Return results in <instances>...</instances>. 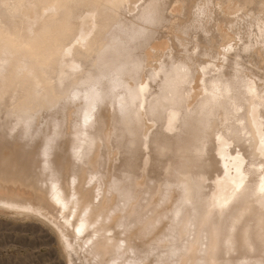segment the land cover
Here are the masks:
<instances>
[{
	"label": "bare ground",
	"instance_id": "obj_1",
	"mask_svg": "<svg viewBox=\"0 0 264 264\" xmlns=\"http://www.w3.org/2000/svg\"><path fill=\"white\" fill-rule=\"evenodd\" d=\"M22 0H0V22H2V23H4V25H5V27L8 29V31H10V38L12 39V41H11V39L9 38V41L10 42H12V44L14 43L15 45H14V47L12 46V44L10 45V44H5V43H3V40H1V44H3V46L2 45H0V47L2 46V48H4L3 49V53H4V51L5 50H7V52L9 51V50H11V49H16V47L18 46L19 48L18 49H21V50H24V51H27L28 53H29V55L34 59V57H35V59H36V61L38 60V62L37 63H35V64H31L30 66H31V68H29L30 70H32V73H31V71H30V75H29V77L30 78H35V76L37 77V78H39V80L40 81H43V77H47V76H49L50 77V83H49V85H48V88L47 89H55L56 90V92H53V90L51 91V94L52 93H55V95L56 94H60L61 95V93H62V91H61V93L58 91V90H64V89H67L68 87H73V86H79L80 84L82 85L83 83L85 84V82L87 81L86 79H87V77H89V76H86V73H85V71H84V69L81 67V63H80V61H79V59L78 58H76L75 57V54L76 53H78V52H84V53H86L87 55H88V57H93V56H97V55H99L100 57H102V58H104V59H106L108 62H110V61H114V60H116V58L118 57V56H113L114 55V53L116 52V50H117V48L118 47H120V45L121 44H123L124 43V45H126V47L128 48V53H126V55L124 56V59L123 60H125L126 61V64H128V63H134L135 61H138L139 63H142V65H143V72H145V73H150V74H153V75H161V76H163L164 75V72L165 71H167L168 70V67L170 66V65H172V63L175 61L174 60V58H176V57H178V53H177V51L175 52V51H173L172 50V48H171V43H170V45H169V43H168V41L166 40V39H164L163 37H166V36H163L162 37V35H164L163 33H162V35H161V29L162 28H167V30H168V32H169V34L171 35V37L172 38H174L175 39V41L177 42V43H179L180 45H182L183 46V49H186L185 47H186V45H185V38L183 37V36H185L186 34H188L190 31H191V27L193 26V25H198V27L199 28H201V30H202V32H204V31H209L212 35H214L218 40H219V42H220V44H219V48L213 53V54H215L216 55V59L215 60H212V61H209V62H203L202 60H200V59H198L197 58V54L199 53V52H205V50L206 49H204L202 46H200V42H199V39H200V37L198 36V34H197V36H194V41L192 42V48L190 49H186V50H188V51H190V59H191V69L189 70V71H187L185 74H182V75H180V76H178V78H182V77H186V76H188L189 74H192L193 76H192V78L194 77V79H193V82L191 83V84H189V87H188V90H187V93L186 94H179L178 93V102H179V104L181 105V107H183V108H181L182 109V111H180V113L178 112V110H168L167 112H163L164 110H162L161 108L158 110H156L155 111V114H156V116L159 118L160 117V119H161V116H162V123H163V125L160 127V128H156V125L154 126L155 127V130L153 131V127H151V125L153 126L154 124H149L148 122V124H143V121H142V112H141V110L143 111V109H141L140 110V108H141V106L139 105L138 107H137V109H136V106H134V107H132V109H131V107L129 106V112L127 111V114H128V116H130L131 117V119L135 122V123H132L131 125L135 128H132V129H130L131 127V125L129 126L128 124H126L125 122L128 120L130 123H131V121L129 120V119H126L125 121H124V119H121L120 120V118L119 117H117L119 120H120V123H121V121H123V123H122V127H121V129L120 130H118V127L117 126H114V125H116V124H114L113 125V121L111 122L112 123V125H111V127L113 126V128L115 127L117 130L116 131H114L113 133L112 132H110V133H112V134H110L109 132H108V130H109V128L110 127H106V128H108V130H107V134H109V141L111 142V141H114V142H118L119 144V146H117V145H115V146H117V147H120V148H118L119 150H120V160H122V161H120V165L122 166V164H123V166H125V165H127V167H128V165H129V163H131L130 164V166L131 165H133L134 164V162H135V160H133V159H135V158H137V161L136 162H139L140 161V163H139V165L141 166V164L143 163V165H145V164H147V165H149V166H151L152 168L153 167H155L156 165H158V166H164V165H167L166 163H168L167 161H166V163L164 164V160H166L167 158L170 160V157H168L167 155V158H166V156L165 157H163V161L164 162H162L161 160H162V158H160V157H162V156H158L159 157V159H160V161H158L157 160V162H156V160H155V162H154V160L153 159H151L152 160V162L154 163V164H156V163H163V165H159V164H156L155 166H153V165H150L151 163L149 162V160H150V155L149 154H146L147 156H145L144 155V152H145V150L147 151V148H146V146H145V149H142L141 148V146H142V144H143V142H144V140H145V142H146V140L148 141L149 139H151L152 137H154V139H157V138H159V137H165L166 139L168 138V139H171L170 140V142L171 141H173L174 139H176L177 141H179L180 139H183L185 142H184V144H188L189 146H188V149H189V147L190 146H192L193 147V150H192V154H193V157H192V159H190L189 158V156H191V155H189V153L187 154L188 155V157L186 156H184V155H186V152H185V154H184V151H182L181 152V150H183L184 149V146H182V148L183 149H178L179 151H180V153H179V151L175 148V145H176V141H173V143L171 142H169L171 145L173 144L174 146L171 148V149H173V148H175V150H173V152H177L178 151V153H177V155H179V154H183V157H181L180 155H179V157L177 156L176 158H175V160H177V161H179V160H181V158L182 159H184V160H182V161H184V162H182V161H180V162H182V164L180 165V162H179V165L181 166L180 168V170L179 169H177L178 167H176V169L174 168V171L175 170H179L180 172H181V170H183L182 171V176H184L183 175V173H187L186 171H185V169L186 170H188L189 168V170H190V172H192L191 170H193L192 169V166H193V164L195 163V164H197V163H208L210 166H212V167H215V169L217 170V175H214V178L211 180V182H210V184H211V187H212V189H211V194H210V196H209V198H208V200H207V209L209 210V212L211 211V210H216V212H218L219 214H221L222 212H224L226 209V213H225V215H224V217L227 215V213L228 212H231L230 214L231 215H233V213H235L236 215H237V217L236 216H234L235 218H236V220H237V218H238V216H240L241 217V215H245V214H248V216L250 217L251 215L253 216L252 218H254V229H252L253 227H252V225L250 226L251 227V229H252V232L251 233H253V231H254V233H255V235L257 236V238L256 239H259V246H264V204H262L261 203V201L260 200H258V198L259 197H261V195H264V134L262 133V131H261V129H262V127H260V124H259V120H258V116H257V111H256V109H253V110H249L248 108L247 109H245V108H240V107H234L233 106V104H235L236 102H234L233 100V98L234 97H243V98H247V97H250V98H259V97H261L263 94H264V81H262V80H258V79H255V75H253L250 71H249V67L246 65V63H245V61H242V60H239L237 57H235V58H233V56H232V53L235 55L236 53H239V54H242V55H244V56H249L250 58L252 57V59H254V60H257V64H258V62L260 61H262V60H264V58H263V53H264V20L262 19V21H260V19L258 20L259 21V24H258V27L256 26V30H257V32H255V41H260V42H262V44H263V47H262V49H255V48H253V46H252V44L255 42V41H253V40H250V39H247V40H243V41H241L240 43H238L237 41L238 40H236L235 38H231V37H227V36H225L223 33H222V31L221 30H225L223 27H224V25H223V27H222V25H221V22L222 21H225L226 22V24L227 23H230V22H232V19H230V18H232V17H229V15H230V13H233V12H236L238 9H242L243 7H246V5L248 4V3H254L255 4V7H257L259 10H264V0H202V1H195V0H50V2L46 5V6H44V7H37L38 5L36 4V3H38L37 1H41V0H25V1H23V2H21ZM43 3V2H42ZM216 3H218V5H216ZM40 4H41V2H40ZM215 4V5H214ZM216 6H218V8L216 9ZM248 8V7H247ZM251 8V7H250ZM254 9V8H253ZM255 10V9H254ZM216 11H218V14H222L223 16L222 17H216L215 18V16H214V13L216 12ZM248 11V10H247ZM253 11V10H252ZM261 17V16H260ZM253 18V17H252ZM254 18L255 19H257L258 17H256V16H254ZM253 18V19H254ZM234 19V18H233ZM211 20H213V25H212V27H210V25H209V23H210V21ZM254 22V21H253ZM260 23H262L263 25H261ZM1 24V23H0ZM252 25H254V24H252ZM255 25H257V20L255 21ZM154 26V27H153ZM2 27V26H1ZM151 27H153V28H151ZM254 27V26H253ZM249 31V30H248ZM165 33V32H164ZM1 34H3V33H1ZM200 35V34H199ZM2 36V35H1ZM210 37H211V35H210ZM249 38V37H248ZM0 39H2V37L0 38ZM4 39V38H3ZM240 39H241V37H240ZM239 39V40H240ZM252 39V38H251ZM7 41V40H6ZM173 41V40H172ZM5 42V41H4ZM9 42V43H10ZM139 42H143L144 44H143V46H142V49L140 50V51H138L137 49H136V47H138L139 46ZM173 44H174V42H173ZM211 48V47H210ZM1 49V48H0ZM120 49V48H119ZM182 49V48H181ZM74 51H77L76 53L74 52ZM2 53V52H1ZM2 53V54H3ZM6 53V52H5ZM18 53V52H17ZM22 53V52H21ZM24 53V52H23ZM185 53V52H184ZM9 54V53H8ZM14 53H12V55H13ZM122 54V53H121ZM7 55V54H6ZM5 55V56H6ZM25 55V54H24ZM23 55V57H25L26 58V55L24 56ZM186 55V54H185ZM188 55V54H187ZM206 55V54H205ZM0 56H2V55H0ZM4 56V55H3ZM8 56V55H7ZM112 56V57H111ZM9 57H11L12 58V56H9ZM110 57V58H109ZM203 57V56H202ZM11 58H10V60H11ZM13 58H14V56H13ZM16 59L18 58V57H15ZM22 58V57H21ZM25 58H23L24 60H25ZM249 58V59H250ZM4 59V58H3ZM7 59V58H6ZM4 60L3 62H2V64H3V66H2V70L3 71H6V74H5V78L8 80H10L11 79V82L9 83V84H7L6 86H5V88L3 89V91H0V99H2V100H4V97H5V94H6V91H8L7 89H8V85H10L11 83V86H13V83L14 82H16L17 80L19 81V77H21V76H19L20 74H13V73H16V72H14V70H16L15 68H17V64H16V61H14V60H9V62L7 61V60ZM45 59H54V61H55V66L53 67V68H51V69H44L45 67H41V66H39V65H36V64H40L41 63V61L42 60H44L45 61ZM22 60V59H21ZM87 60V59H86ZM26 61V60H25ZM31 61V60H30ZM7 62V63H6ZM33 62V61H32ZM31 62V63H32ZM115 62V61H114ZM249 62V61H248ZM251 62V61H250ZM28 63V62H27ZM121 63H123V61L121 62ZM251 63H253V62H251ZM256 63V62H255ZM262 63L263 62H261V64H259L260 66H262ZM110 64V63H109ZM125 64V63H124ZM111 65V64H110ZM88 66H90V65H88ZM112 66V65H111ZM118 66H119V64H118ZM121 66V65H120ZM254 66H255V64H254ZM260 66H258L257 67V65L255 66V67H257V68H260ZM26 69V68H25ZM121 69V68H120ZM262 69H264V65H263V67H262ZM251 70V69H250ZM120 71V70H119ZM124 71H127V72H132L133 71V73H134V69H132L131 67H129L128 65H126V67L124 68ZM190 71H192V72H190ZM262 71H264V70H262ZM190 72V73H189ZM252 72H253V70H252ZM258 72V71H257ZM257 72H256V74H257ZM259 72H260V69H259ZM3 73V72H2ZM90 73V72H89ZM97 73V72H96ZM115 73V72H114ZM1 74V73H0ZM118 74L120 75L121 73H117L116 74V76H115V78L117 77V78H120V77H118ZM143 74V73H142ZM142 74H141V77H142ZM216 75L217 77H216V79H214L213 81H209V79L207 78V76L208 75ZM95 75V74H94ZM260 75V74H259ZM26 76V75H25ZM263 76V75H262ZM42 77V78H41ZM112 77V76H111ZM114 77V76H113ZM91 78V77H90ZM89 78V79H90ZM114 78V79H115ZM261 78V77H260ZM26 79H27V81H28V77L26 76ZM208 79V80H207ZM263 79V78H262ZM31 81H32V79H30ZM35 80V79H34ZM36 80H38V79H36ZM35 80V81H36ZM38 80V81H39ZM92 80V79H91ZM91 80H89V81H91ZM95 80V79H94ZM94 80H92L93 81V83L92 84H90V85H88L87 87H90V88H92V87H100L101 88V86L105 83V81H104V78H100L99 80H98V82L97 81H95L94 82ZM119 80V79H118ZM144 80V79H143ZM143 80H142V78H141V83H135V85L133 86V84H127V88H125V90L121 87V85H118L116 82H115V84L113 83V82H111L110 83V85H108L113 91H117L118 93H123L124 94V96L127 98V94H126V92H127V90H130L131 91V93H132V95L133 96H137L138 95V98H141V97H143L144 95H146L145 93V90H146V84H145V82H143ZM38 81H36V83L38 82ZM39 81V82H40ZM91 81V82H92ZM112 81V80H111ZM120 81H122V80H120ZM9 82V81H8ZM34 81H32L31 82V84L30 85H32V84H34L33 83ZM24 83H27L26 81L24 82ZM41 83V82H40ZM40 83H38V84H40ZM17 84V83H16ZM43 84H44V82H43ZM47 84V83H46ZM86 84H87V82H86ZM107 84V83H106ZM3 85V84H2ZM21 85V84H20ZM19 85V86H20ZM23 85V84H22ZM180 85V84H179ZM204 85V86H203ZM10 86V87H11ZM24 86V85H23ZM28 87H29V85H27ZM39 86V85H38ZM46 86V85H45ZM252 86H254V87H256L255 89H252L253 87ZM16 87H17V85H16ZM15 87V88H16ZM20 87H22V86H20ZM25 87H26V84H25ZM25 87H23V88H25ZM32 87H34V86H32ZM83 87V86H82ZM105 87V86H104ZM1 88V87H0ZM29 88H31V87H29ZM16 89H18V88H16ZM22 89V88H21ZM28 89V88H27ZM35 88H32V90H31V93L30 92H25L27 95L26 96H28L29 94H31L29 97H28V101H26V102H28V104H26L25 102V104L27 105H25L26 106V108H24L22 111L21 110H19L20 109V107H21V105H20V107H19V109L18 108H16L15 106V109H17L16 111L18 112V110H19V114H20V117H22L21 118V120H19V121H16V123H15V127H16V125H18V124H20L21 122L20 121H22L24 124H25V122H30L31 121V118L32 117H30V115L28 114V112H26V110H28V109H30L31 110V108L32 107H35V105H37L36 107H39V109H40V111H41V106H39L38 104H40V105H42V106H44L45 108H47V110L48 111H52V112H55V110H62L61 108L63 107H61L60 108V105L62 104H60L59 103V101L57 102V100H58V98H56L57 100H55V99H50V98H48L47 96V94H46V97L45 96H43V95H45V92H47V91H45V90H42V91H44V93L42 94L41 92V94L39 93V92H37V90H34ZM37 89V88H36ZM39 89H41V88H39ZM49 89V90H50ZM95 89V88H94ZM127 89V90H126ZM252 89V90H251ZM19 90H20V88H19ZM26 90V89H25ZM30 90H28V91H30ZM101 90V89H100ZM14 91V90H13ZM12 91V92H13ZM23 91H24V89H23ZM23 91H21L20 93L21 94H24L23 93ZM57 91H58V93H57ZM10 92L11 91H9V93H7L6 94V96H8V94H10ZM151 92H152V90H151ZM158 92V91H157ZM175 92V91H174ZM16 93V92H15ZM48 93V92H47ZM114 93V92H113ZM129 93V92H128ZM51 94H49V95H51ZM149 94H150V92H149ZM148 94V95H149ZM177 94V93H176ZM20 95V94H19ZM60 95H58V96H60ZM67 95V94H66ZM115 95V94H114ZM148 95H146V97L148 96ZM156 95H157V93H156ZM10 96V95H9ZM14 97H15V95H13ZM13 96H11L12 98H14ZM22 96V95H21ZM52 96H53V94H52ZM63 97L65 96L64 94L62 95ZM61 96V97H62ZM22 97H24V95L22 96ZM51 97V96H50ZM55 96H53L52 98H54ZM62 97V98H63ZM94 97V96H93ZM101 97V93L99 92V90L97 89V92H96V100H95V102L96 101H98V98H100ZM152 97V96H151ZM16 98V97H15ZM21 97H18V99H20ZM26 98V97H25ZM62 98H59V100L60 99H62ZM68 98H70V97H68ZM8 99H9V97H8ZM7 99V100H8ZM11 99V98H10ZM9 99V102L10 101H12V105H13V99H11L10 100ZM17 99V100H18ZM21 99H24V98H21ZM64 99V98H63ZM62 99V100H63ZM83 99V98H82ZM91 99H93V98H91ZM143 100H145V97L144 98H142ZM141 99V100H142ZM233 99V100H232ZM1 100V101H2ZM17 100L15 101V99H14V103H17ZM67 100H69V99H67ZM73 100V99H72ZM78 99H76V101H77ZM80 100H81V97H80ZM80 100H78V101H80ZM127 100H128V98H127ZM142 100V101H143ZM173 100V99H172ZM232 100V101H231ZM19 101V100H18ZM55 101V102H54ZM64 101V100H63ZM77 101V102H78ZM254 101V100H253ZM259 101V100H258ZM20 102V101H19ZM61 102V101H60ZM6 103H8V102H6ZM82 103V102H81ZM103 103V102H102ZM106 103V106L105 105H103V104H105ZM105 103H103L102 104V110H103V113L105 112L106 113V111H104V109H105V107H106V110H108L107 109V107H109L108 105L109 104H107V103H109V102H105ZM128 103H129V100H128ZM10 103H8V108H9V105H11ZM19 104V103H18ZM16 105V106H19V105ZM79 104V106L81 105L80 104V102L78 103ZM95 104V103H94ZM98 104V103H97ZM97 104H95V105H97ZM115 104H116V102H115ZM15 105V104H14ZM73 105H76L77 106V104H75V99H74V103H73ZM91 105V104H90ZM100 106H101V104H99ZM112 105H113V103H112ZM156 105V104H155ZM167 105V104H166ZM236 105H237V103H236ZM243 105V104H242ZM256 105V104H255ZM24 105H22V107H23ZM69 106H71V103H70V105ZM92 106V105H91ZM94 106V105H93ZM100 106H95L94 108H95V110L96 111H98L99 110V108H101ZM103 106H105V107H103ZM0 107H2V102H1V105H0ZM4 108H5V105L3 106ZM6 107H7V104H6ZM35 107V110H33L32 109V112L33 113H35V111L36 110H38L37 108ZM65 107V106H64ZM78 107V106H77ZM81 107V106H80ZM99 107V108H98ZM111 107H114V106H111ZM117 107V106H116ZM140 107V108H139ZM157 107V106H156ZM165 107V106H164ZM254 107V106H253ZM11 108V107H10ZM68 108V107H67ZM70 108H72V107H70ZM70 108L69 109H66L65 111H67V110H69V112H70ZM76 107H74L73 106V108L72 109H75ZM96 108H98V110L96 109ZM104 108V109H103ZM170 108V107H169ZM7 109V108H6ZM12 109H14V108H12ZM12 109H10V110H12ZM65 109V108H64ZM63 109V110H64ZM115 109V108H114ZM127 109V108H126ZM167 109V108H166ZM166 109H165V111H166ZM221 109H223L224 110V112L222 113V112H220V110ZM46 110V109H45ZM62 110V111H63ZM76 110V109H75ZM80 110H81V108L79 109V112H80ZM151 110V109H150ZM155 110V109H154ZM4 111V109L2 108V112ZM7 111H8V109H7ZM47 111V112H48ZM77 111V110H76ZM113 111V110H112ZM111 111V112H112ZM125 111V110H124ZM261 111V110H260ZM2 112L0 111V113L2 114ZM25 112H26V114H25ZM46 112V111H45ZM64 112V111H63ZM62 112V113H63ZM98 112H100V113H102V111L101 110H99ZM97 112V113H98ZM108 112H110V110L108 111ZM110 112V113H111ZM150 112V111H149ZM184 112H186L187 114H189V115H187V121H192L193 120V123H194V120L196 121L198 118V120L200 121V119L202 118V120L200 121L201 123H203L202 125H200V124H198V125H200V126H204V124L205 125H208V124H206L205 122H211L212 124H214V125H216V126H223V127H221V128H223V132L225 131L226 133H227V135H229L230 137H234V138H237V140H238V142H239V144H240V146L239 147H244L243 149H246V151H248L249 153H246V156H247V154H249L248 156H250L251 155V151H252V156H250L251 158L249 159V161H246L244 158L246 157H244V158H242V156H241V153H239L240 152V150H243V149H237V150H234L235 148H234V145H233V148H232V146H231V142L229 141L228 142V140H229V137H228V140H227V136L225 135V139L221 136V135H218V132H216L215 134L213 133L212 134V132L210 133V131L209 130H206L207 129V127L206 128H204V131H201V130H199L200 128H199V126H198V130L199 131H201V132H204L203 133V135H202V133L199 135H196V134H194V135H196V136H201L202 138H196V139H193L192 137H194V135H192V136H190V138H189V136H188V138L186 137V135H188L189 134V132L186 134V135H184L183 136V134H185L184 132H185V130L183 129V131L184 132H181L182 131V129L180 128L179 129V131L178 132H181V133H178L177 131H175V129H176V127H178V126H176V124H177V122L179 121V120H181V119H179V117L181 116V115H183V114H185ZM218 112H220V113H218ZM10 113H12L11 111L9 112V113H7V115H10ZM37 113V112H36ZM35 113V114H36ZM55 113H57V114H59V116H60V113L61 112H55ZM54 113V114H55ZM61 113V114H62ZM65 113V112H64ZM64 113L60 116L61 118L64 116V117H66V113H65V115H64ZM90 113V112H89ZM91 113H93V115H94V111H92ZM95 114V116L96 117H98V115H99V113L98 114ZM104 113V114H105ZM19 114H17V115H19ZM25 114V115H24ZM44 114H46V113H44ZM43 114V115H44ZM56 114V115H57ZM68 114H69V116H70V114L71 113H67V117H68ZM75 115L74 116H76V112L74 113ZM79 114V113H78ZM104 114H103V118H105V116H104ZM107 114H109V113H107ZM115 114V113H114ZM127 114H126V118H127ZM155 114H153V115H155ZM12 115H13V113H12ZM11 115V116H12ZM15 115V114H14ZM13 115V116H14ZM42 115V114H41ZM51 115V114H50ZM91 115V114H90ZM106 115V114H105ZM115 115H117V114H115ZM36 116V115H35ZM47 116H49V114L47 115ZM47 116L45 117L46 118V122L49 120V119H52V118H49L48 120H47ZM78 116V115H77ZM76 116V118H78ZM102 116V115H101ZM101 116L99 117V118H101ZM107 116V115H106ZM111 116H112V114H111ZM111 116L109 117V118H111ZM119 116V115H118ZM235 116L237 117V116H240V118H242L243 120L242 121H236L235 119ZM1 117H4V115L3 116H0V118ZM9 117V116H8ZM8 117H7V119H8ZM42 117V116H41ZM51 117V116H50ZM66 117V118H67ZM10 118V117H9ZM40 118V117H39ZM43 118V117H42ZM45 118H43V120L42 121H44V119ZM57 119H58V116L56 117ZM66 118H65V120L64 121H66ZM92 118H94V117H92ZM91 118V119H92ZM103 118H101V120H102V123L103 124H106L107 125V123H109V125H110V122H107L108 120H107V118H108V116L106 117V119H103ZM116 118V120H118ZM145 117H144V115H143V119H144ZM153 117H151V119H152ZM157 118V120H158V122H159V119ZM235 118V119H234ZM261 118V117H260ZM4 120H5V118H3ZM6 119V120H7ZM17 119H19L18 117H17ZM16 119V120H17ZM74 119H75V117H74ZM85 119V118H84ZM96 119H98V118H96ZM113 119V118H112ZM111 119V120H112ZM150 118H148V120H149ZM154 119H155V117H154ZM179 119V120H178ZM2 120V119H1ZM3 120V121H4ZM10 120H12V117H11V119ZM10 120L8 119L7 120V122L9 121L10 122ZM35 120V119H34ZM33 120V125H34V121ZM63 120V119H62ZM70 120H73V118L71 119L70 118ZM89 120H90V118H89ZM93 120H95V118L93 119ZM103 120L104 121H106V122H103ZM113 120H115V118L113 119ZM118 120V121H119ZM145 120V119H144ZM156 120V121H157ZM14 121H15V116H14ZM50 121V120H49ZM59 121V120H58ZM64 121H63V123H64ZM92 121V120H91ZM98 121V120H97ZM127 121V122H128ZM154 121V120H153ZM155 121V122H156ZM198 121V122H199ZM5 122V121H4ZM4 123V125L5 126H8L7 124L9 123ZM45 121H44V124L46 123ZM60 122V121H59ZM67 122V121H66ZM66 122H65V124H66ZM89 122V121H88ZM88 122H87V124H88ZM94 123H96V120L95 121H93ZM101 122V121H100ZM99 122V123H100ZM115 123H117V121H114ZM182 122V121H181ZM0 123H2V122H0ZM13 122L11 121V123L10 124H12ZM13 123V124H14ZM39 123V122H38ZM43 122H41V124H42ZM54 123V122H53ZM72 123V122H71ZM71 123H70V125H71ZM98 123V122H97ZM98 123V124H99ZM184 123V122H183ZM233 123H236V124H234V125H231V124H233ZM22 124V123H21ZM30 124V123H29ZM64 124V125H65ZM69 124V123H68ZM68 124H66V127L65 128H67L68 126ZM90 124V123H89ZM91 124H93V123H91ZM118 124V123H117ZM134 124V125H133ZM180 124H182V123H180ZM31 125V124H30ZM52 125V124H51ZM61 125V124H60ZM69 125V126H70ZM94 125V124H93ZM92 125V126H93ZM129 126V129L130 130H132V131H130V132H128L129 134H127L126 132H125V128H127L126 126ZM183 125V124H182ZM186 126L187 125H189V124H185ZM191 125V124H190ZM5 126H3L2 125V127H4L5 128ZM14 125H10V127L8 126V128L6 127L5 129H8V130H10V129H12V127H13ZM21 126V125H20ZM22 126H23V124H22ZM26 126H27V123H26ZM29 126V125H28ZM27 126V127H28ZM54 126V124L52 125V127H51V129L50 130H52L51 132L52 133H59V132H57L55 129V127H53ZM100 126V124L97 126V124L94 126V128L96 127V129H97V127L98 128H100L99 127ZM103 125L101 124V127H102ZM120 126L121 125H119V128H120ZM159 126V125H158ZM193 126H194V124H193ZM15 127H13V129L15 128ZM26 127V128H27ZM30 127H32V126H30ZM63 126L62 127H60L59 128V126H58V128L60 129V132H62L63 130L61 129V128H63V129H65ZM71 128L73 127L74 128V124H73V126L71 125L70 126ZM104 127H105V125H104ZM183 127V126H182ZM195 127H197L196 126V124H195ZM18 128V133H16V135L14 136V137H17V136H19V130H20V132L21 131H23L22 129H20L19 127H17ZM17 128H15V129H17ZM23 128V127H22ZM26 128H23L24 130L26 129ZM38 128V127H37ZM53 128V129H52ZM79 128V127H78ZM93 128V127H92ZM112 128V129H113ZM153 128V129H152ZM185 128V127H184ZM188 128V127H187ZM186 128V129H187ZM243 128H245V130H242ZM261 128V129H260ZM1 129V128H0ZM3 129V128H2ZM13 129L12 130H10V131H8V132H10V134L8 133V136L10 135L11 136V134H12V131H13ZM29 129V128H28ZM34 129V128H33ZM68 129V128H67ZM66 129V130H67ZM80 129V128H79ZM79 129L78 130H76L75 129V131H73V132H75V134L77 133V131L79 132ZM96 129H94L92 132H94V131H96ZM101 129H104L103 127L101 128ZM100 129V130H101ZM111 128H110V130L109 131H111L112 130ZM134 129V130H133ZM178 129V128H177ZM176 129V130H177ZM192 129H194L193 127H192ZM41 131H42V129H40ZM45 130V129H44ZM48 130V129H47ZM62 130V131H61ZM65 130V131H66ZM90 130V129H89ZM88 130V131H89ZM92 130V129H91ZM90 130V131H91ZM113 130H115V129H113ZM112 130V131H113ZM127 130V129H126ZM181 130V131H180ZM190 130V129H189ZM218 130V129H217ZM246 130H248L250 133H247V131ZM3 131H4V129H3ZM7 131H4V132H6V135H7ZM68 131H69V129H68ZM83 131V130H82ZM89 131V132H90ZM101 131H105V130H101ZM174 131L175 132H177V133H174ZM187 131V130H186ZM195 131V130H194ZM196 131H197V128H196ZM195 131V132H196ZM213 131V130H212ZM218 131H220V130H218ZM16 132V131H15ZM14 131H13V133H15ZM26 132V131H25ZM28 132V131H27ZM31 132H32V130H31ZM35 132V131H34ZM38 132V131H37ZM64 132V131H63ZM63 132L62 133H59V134H61V135H59V136H63L62 134H63ZM92 132H90L89 133V135H90V137H91V133ZM106 132V131H105ZM50 133V132H49ZM66 133V132H65ZM88 133V132H87ZM130 133H132V135H130ZM191 133V132H190ZM200 133V132H199ZM220 133V132H219ZM18 134V135H17ZM24 134H26V133H24ZM27 134H31V133H27ZM26 134V135H27ZM73 134V133H72ZM84 134V133H83ZM94 134V133H93ZM100 134V133H99ZM5 134H3L2 133V130H0V166L3 168V170L4 171H0L1 172V174H0V208H2V209H5V208H7V209H9V208H11V209H14L15 207H17V206H20V207H23L22 206V204L21 203H24V202H33L34 204H36V205H38V207L39 208H41V209H43V210H46V212L47 211H52L53 213H57L58 214V221L59 222H61V224H60V227H59V231H60V239H61V241L60 240H58L59 242H61L62 244H61V246H63L62 247V250H63V252H64V249H65V252L67 253V260H66V263L65 264H110L109 263V259L112 257L111 256V252H114V250L115 249H113V248H115V247H113L112 248V250L113 251H111V244L109 243L108 245H109V248H110V250L109 251H111V252H109L108 253V250H107V247L106 246H104V245H102V244H104V241L103 240H99V241H102L101 243H99V241L98 242H96V241H94V240H96V238H98V236H96V238L94 239V240H92V241H94V242H91L92 244H89V240L90 239H88V238H86V239H84L85 237L83 236V235H81V236H83L84 238H82V237H80V236H76L75 234H76V231H77V228H78V224L76 223L77 221H76V215L75 214H73L72 215V217L75 215V217H74V219H75V221H73V220H69V221H63V219H62V217L63 216H61L60 214H61V209H60V211H59V209L58 208H61V207H59V206H63V205H60V204H62V203H64L63 202V199L65 198V197H63V193L60 191V188L58 189H55V187L56 186H58V184L57 185H55V187H54V180H55V182L56 183H58L59 181V178L58 177H56V172H57V170H59L60 172L62 171L63 172V170H65V169H69V168H71L72 169V165H73V163L72 162H70L71 161V158H73V156L70 158L69 157V159L67 158V154L68 153H70V150L73 148V149H78V146H79V144H78V140L77 141H75V143L74 144H78V145H74V144H72V146L73 147H71L70 145L71 144H69V143H67V141H64V142H61V143H58V144H56L55 145V150L54 149H52L53 151H52V153H53V155H51L52 156V159H50V163L49 164H40L41 163V161H43L42 160V158H40V162H39V165H41V167L40 168H42V169H40L41 170V173H39L40 172V170L37 172V173H39L40 175H42L43 177H45V179L43 178V177H41L40 175H37L38 177H39V179H40V177L41 178H43V180H49L50 182H51V184L50 185H52V186H50L49 184H46L45 185V183H44V181H42V180H40V181H42L43 183V185H45L46 186V188H42L41 189V187L43 186V185H40L39 184V186L36 184V182L37 181H39L38 179H36L37 181L35 182V176H36V172H35V176H34V173H33V176H34V179H32V180H30L31 178H33V177H31L32 176V174H29L30 176L29 177H31L30 179H28V174L26 175H22V173L21 172H18V174H15L14 173V169H16L15 167H13L14 169L13 170H11V168L9 169V170H11V172L13 171V173L14 174H9L8 172L6 173V170H5V167H9V166H14L15 165V162L16 161H19V160H21V159H24V160H22L23 162H26V161H28V160H26L25 159V155H26V153L28 154V153H30V149L31 148H28L29 150H28V152H27V147H26V145L28 144V147H31V146H34V144H32V141L31 142H28V143H26V142H24V144L22 143V139L24 140V137L22 138V134H20L21 136H20V138H22L21 139V142H20V140H17V141H19V143L18 144H16V143H13L12 141H16V138H15V140H13L12 139V137H13V135L11 136V141L9 140L10 139V136L9 137H7ZM25 135V136H26ZM37 135V134H36ZM45 134H43V136H44ZM49 135V134H48ZM55 135H57V134H55ZM70 135H71V133H70ZM76 135H78V134H76ZM76 135H74V136H76ZM103 135V134H102ZM182 135V136H181ZM190 135V134H189ZM29 136V135H28ZM41 136V135H40ZM52 136H54L53 134H52ZM59 136H58V138H59ZM104 136V135H103ZM132 137L133 136V141L132 142H138V146L136 145V148L138 147V150H136V148L134 147V150H133V148L131 149V150H133L132 152L133 153H131L130 151V153L129 152H127L126 151V148H127V145H126V142L129 140V138L130 137ZM27 137V136H26ZM42 137V136H41ZM86 137H88V134H86ZM106 137H108L107 135H106ZM121 137V138H120ZM54 138V137H53ZM52 138V139H53ZM66 138V137H65ZM76 138V137H75ZM97 138V137H96ZM18 139V138H17ZM26 139V138H25ZM30 139V138H29ZM35 139V138H34ZM62 139V138H61ZM74 139V138H73ZM84 140L86 139L85 138V135H84V138H83ZM153 139V138H152ZM161 140H166V139H164V138H160ZM192 139V140H191ZM200 139H202V140H200ZM27 140V139H26ZM37 140V139H36ZM46 140V139H45ZM56 140V139H55ZM58 140V139H57ZM83 140V141H84ZM87 140H89L88 138L86 139V141H84V143L83 142H80V144H85L86 142H87ZM92 140V139H91ZM105 141L107 140L108 141V138L107 139H104ZM116 140V141H115ZM135 140V141H134ZM161 140H159V139H157V140H154L155 142V146H156V143L158 142V141H161ZM207 140V141H206ZM28 141H30V140H28ZM35 141V140H34ZM81 141V140H80ZM90 141V140H89ZM93 141V140H92ZM142 141V143L141 144H139V142H141ZM149 141H151V140H149ZM157 141V142H156ZM167 141V140H166ZM165 141V142H166ZM169 141V140H168ZM167 141V142H168ZM203 141H205V143H206V145H205V143L203 142ZM72 142V141H71ZM99 142V141H98ZM100 142H101V140H100ZM102 142H104L103 140H102ZM166 142V143H167ZM174 142H176V143H174ZM29 143H31L32 145H30L29 146ZM45 143V142H44ZM48 143V142H47ZM89 143V142H88ZM112 144H113V142H111ZM151 143V142H150ZM153 143V142H152ZM151 143V144H152ZM169 143H167V144H169ZM180 143H183V141H181L180 140V142L177 144V146L178 145H180ZM26 144V145H25ZM50 144V143H49ZM53 144V143H52ZM105 145H107L106 144V142L104 143ZM131 144V143H130ZM134 144V143H133ZM238 143H237V147L236 148H238V145H239ZM25 145V146H24ZM36 145H37V143H36ZM88 145V144H87ZM96 145L97 144H95L94 146H95V148H97L98 149V147H96ZM100 145H102L103 147H104V145H103V143H101ZM108 145L109 146H111V147H109V149L110 148H112V145H110L109 143H108ZM107 145V146H108ZM113 145V146H114ZM132 145V144H131ZM144 145V144H143ZM147 145H148V143H147ZM153 145V144H152ZM152 145H151V147H152ZM158 145V144H157ZM161 145H162V143H161ZM166 145V144H165ZM170 145V146H171ZM182 145V144H181ZM181 145H180V147H181ZM80 146H82V149L84 148L83 147V145H80ZM99 146V145H98ZM107 146H105V147H107ZM113 147L114 149L116 148V147ZM134 146V145H133ZM150 146V145H149ZM163 146L164 145H162V148H163ZM167 146V145H166ZM38 147H39V145H38ZM41 147V146H40ZM103 147L101 148V150H97L95 153H98V158L100 157V156H103L102 154L100 155L99 153L102 151V149H103ZM157 147V146H156ZM187 147V145L185 146V148ZM192 147H190V149H192ZM33 148V147H32ZM81 148V147H80ZM108 148V147H107ZM112 148V149H113ZM149 149H150V147H148ZM170 148V147H169ZM169 148H167V149H169ZM37 150H38V148H36ZM39 149H41V148H39ZM73 149H72V151L71 152H73ZM77 149L75 150L76 152H77ZM81 149V150H82ZM114 149L113 150H111L112 152L111 153H113L114 152ZM153 149H154V147H153ZM158 148H156V150H157ZM50 150V149H49ZM94 150V149H93ZM116 150V149H115ZM156 150H154V151H156ZM163 150V149H162ZM185 151L187 150V149H184ZM32 151H34V150H32ZM74 151V152H75ZM98 151H100V152H98ZM107 151H109V150H107ZM136 151V152H135ZM151 152V149L150 150H148V152ZM153 150H152V152H154ZM188 151H190V150H188ZM187 151V152H188ZM237 151H239V152H237ZM35 152H37V151H35ZM41 152V151H40ZM40 152H39V150H38V153L40 154ZM83 150H82V154H83ZM105 152V148L103 149V152L102 153H104ZM116 152H117V150H116ZM135 152V153H134ZM148 152H145V153H148ZM160 152H162V151H160ZM164 152V151H163ZM171 152H172V150H171ZM170 152V153H171ZM242 152V151H241ZM43 153H44V151H43ZM79 153V152H78ZM95 153H93V154H95ZM109 153V152H108ZM108 153H104L107 157H110V156H108ZM110 153V154H111ZM167 153V152H166ZM191 153V152H190ZM31 154V153H30ZM47 154V153H46ZM71 154V153H70ZM73 154V153H72ZM77 154V153H76ZM92 154V153H91ZM90 154V155H91ZM109 154V155H110ZM151 154V153H150ZM160 154V153H159ZM174 153H172L171 155H173ZM176 154V153H175ZM35 155V154H34ZM33 155V156H34ZM45 155V154H44ZM90 155H88L89 157H90ZM100 155V156H99ZM105 155L103 156V159L105 160L106 159V157H105ZM118 157H119V153L118 154H116ZM149 155V156H148ZM152 155V154H151ZM28 156V155H27ZM27 156H26V158H27ZM35 156H37V155H35ZM69 156V155H68ZM81 156V155H80ZM84 156V155H83ZM94 156V155H93ZM115 156V155H114ZM122 156H123V158H122ZM24 157V158H23ZM32 156L30 155V158H31ZM38 157V156H37ZM39 157H40V155H39ZM105 157V158H104ZM111 157H113L112 155H111ZM110 157V158H111ZM149 157V158H148ZM152 158L154 157V155H152L151 156ZM158 157H157V159H158ZM172 157H174V156H172ZM181 157V158H180ZM28 158H29V156H28ZM27 158V159H28ZM29 158V159H30ZM34 159H35V157H33ZM32 158V159H33ZM77 158V157H76ZM81 158V160H82V157H80ZM80 158H79V160H80ZM91 159H93L92 157H90ZM95 158V157H94ZM115 158V157H114ZM154 158H156V157H154ZM164 158H166V159H164ZM178 158V159H177ZM180 158V159H179ZM47 159V158H46ZM83 159H84V157H83ZM86 159H89V158H86ZM85 159V160H86ZM90 159V161H88L89 163L92 161V163L91 164H96L97 165V162L96 161H99L100 160V158H99V160L98 159H96V161H94L93 162V160H91ZM102 159V160H103ZM117 159V158H116ZM115 159V160H116ZM119 159V158H118ZM123 159H124V162H123ZM26 160V161H25ZM37 160H39V158L37 159ZM35 161V163L33 162V160H32V162L34 163L33 164V166L36 164V162L38 163V161ZM78 160V159H77ZM107 160H109L108 158H107ZM111 160H112V158H111ZM114 159H113V161H115ZM139 160V161H138ZM174 160V161H175ZM22 161H20L21 162V164L20 165H22V168H24V170H25V167H26V170L29 168L28 166H25V167H23V165H25V163L23 164L22 163ZM29 161H31V159L29 160ZM44 161H46V160H44ZM75 161V160H74ZM73 161V162H74ZM134 161V162H133ZM143 161V162H142ZM19 162V163H20ZM78 162V161H77ZM82 162V164L85 162H83V160L81 161ZM80 161L78 162V163H81ZM86 162H87V160H86ZM86 162H85V166H86V168L88 167V164L86 165ZM96 162V163H95ZM104 162L105 161H103L102 163L104 164ZM106 162H108V161H106ZM123 162V163H122ZM133 162V163H132ZM187 163V165H186V163ZM27 163H29V162H27ZM27 163H26V165H27ZM77 163V164H78ZM101 163V160H100V164L99 165H97L98 166V168H100L103 164ZM117 164L115 165V164H113L112 165V163H109L108 165L105 163V166L102 168V169H99L98 170V168H97V172L99 171V174H100V170H101V174H102V171H104V172H106V170L104 169V168H107V169H112V167H111V165L114 167H116L118 164H119V162L117 161L116 162ZM171 164H172V160H171V162H170ZM14 164V165H13ZM17 164V163H16ZM75 164V163H74ZM77 164H76V166H77ZM102 164V165H101ZM169 164V163H168ZM207 164V165H208ZM31 164H29V166H30ZM84 165V164H83ZM107 165V166H106ZM137 165V164H136ZM136 165H134V167H136ZM174 165H175V163H174ZM176 165H178L177 163H176ZM185 165H186V168H184L185 167ZM208 165V166H209ZM11 166V167H12ZM36 166V165H35ZM35 166H34V168H35ZM75 166V167H76ZM89 166H92V165H89ZM96 166V167H97ZM129 166V167H130ZM140 166H137V167H139L140 168ZM172 166H173V164H172ZM182 166H183V169H182ZM188 166V167H187ZM202 166V165H201ZM206 166V165H205ZM21 167V166H20ZM19 167V168H20ZM28 167V168H27ZM80 167H81V165H80ZM84 167V166H83ZM82 167V168H83ZM92 167H93V169H92ZM91 167V169H90V171H94V166H92ZM114 167V168H115ZM118 167H119V165H118ZM133 166H131V169L133 170V168H134ZM145 168H148L147 166H144ZM144 167H142L143 169H144ZM169 167V166H168ZM170 167H171V165H170ZM198 166H196V168H197ZM199 167H200V165H199ZM2 168H0V169H2ZM18 169L19 171H21V170H23V169ZM32 168V167H31ZM30 168V169H31ZM33 168V169H34ZM81 168V169H82ZM123 167H120V169H122ZM139 168H138V172H139V174H141V172L139 171ZM152 168H150V170L152 171L153 169ZM163 168H166L165 166L164 167H162V168H160V169H163ZM172 168V167H171ZM194 168V167H193ZM206 168H208V167H206ZM78 169V168H77ZM87 169H89V168H87ZM86 169V170H87ZM109 169V171H112V170H114V169H112V170H110ZM136 169V168H135ZM141 169V168H140ZM159 168H158V170L155 168V170H157V171H161ZM173 169V168H172ZM202 169V168H201ZM209 169V168H208ZM211 169V168H210ZM214 169V170H215ZM8 170V171H9ZM23 171V173L25 172V173H27V172H29V173H31V171L32 170H27V171ZM36 170H38V168H36ZM75 170V169H74ZM85 170V168H84V172L86 171ZM119 170V169H118ZM118 170H116V171H118ZM125 170V169H124ZM148 170V169H147ZM150 170H148V171H150ZM155 170H153V172H155V173H151V176L153 175L154 176V178H155V175L157 174V172L155 171ZM165 170V169H164ZM195 170V172H196V169H194ZM203 170H206L205 169V167H204V169ZM216 170H215V172H216ZM35 171V170H34ZM71 171V170H70ZM76 171H78V170H76ZM81 170L79 169V173H80V175L82 174L81 172H80ZM88 171V170H87ZM90 171H88L89 173H90ZM108 171V172H109ZM137 170H135V174H137L138 172H136ZM141 171H143L142 169H141ZM150 171V172H151ZM168 171V170H167ZM166 171V172H167ZM173 171V170H172ZM178 171V172H179ZM185 171V172H184ZM198 171V170H197ZM201 171V170H200ZM209 171V170H208ZM6 173V174H3V173ZM65 172L66 171H64L63 173H62V177L64 176L65 177ZM83 172V173H84ZM95 172V171H94ZM97 172H95L96 173V175L99 177L100 175L99 174H97ZM103 172V173H104ZM122 172V171H121ZM129 172H130V170H129ZM149 172V173H150ZM162 172H163V170H162ZM161 172V173H162ZM175 172H177V171H175ZM175 172H173V175L175 176V175H177V176H175V177H177V178H173V182H174V180L176 179V180H178V181H175L174 183L173 182H171L170 184H172L173 183V186L175 185V183L177 184V182H178V188L176 187V186H174L175 188H177V190H179V191H177V192H181L180 191V189H179V185H180V181H182L181 180V176L178 178V175H179V173L178 174H174ZM199 172V171H198ZM211 172H213V171H211ZM211 172H209V173H211ZM19 173H21V175L19 174ZM55 173V174H54ZM67 173V172H66ZM75 173V172H74ZM78 173V174H79ZM85 173H87V172H85ZM94 173V174H95ZM113 173H114V171H113ZM112 173V174H113ZM119 173H120V171H119ZM143 173H146V170L145 171H143ZM148 173V172H147ZM148 173V174H149ZM160 173V174H161ZM197 173V172H196ZM69 174H71V172L69 173ZM104 174H106V173H104ZM104 174H102L101 176H103V178H104ZM110 174H111V172H110ZM109 174V175H110ZM111 174V175H112ZM115 174V173H114ZM123 173H121V175H122ZM134 174V171H133V173H132V175H135ZM147 174V176H149ZM158 174H159V172H158ZM164 174V173H163ZM194 174V173H193ZM205 174H207L208 175V173H206V171H205ZM73 175V174H72ZM76 176H77V178H75V176L73 175V177L70 175V176H68V177H70V178H73V179H77L76 181H80V175H77V174H75ZM86 174H84V176H85ZM95 175V176H96ZM119 175V174H118ZM120 175V176H121ZM129 175V174H128ZM130 175H131V173H130ZM138 175V174H137ZM145 176H146V174H144ZM166 176H167V173L165 174ZM168 175H170L169 173H168ZM173 175L171 174L170 175V177L172 176L173 177ZM189 175V173H187L185 176L187 177ZM207 175H205V178H206V176ZM36 176V177H37ZM60 175H59V177H61ZM78 176H80L79 178H78ZM83 176V177H84ZM89 176V175H88ZM94 176V177H95ZM106 176V175H105ZM145 176L143 177V175H142V177H143V180L145 181ZM146 176V177H147ZM160 176H162V175H160ZM160 176H158V175H156V177H158L157 179H159V181H160ZM191 176H192V174H191ZM209 176V175H208ZM210 176H212L211 174H210ZM27 177V178H26ZM82 177V181H83V179L86 177H84L83 178ZM91 177H92V172H91ZM98 177H96V178H94V180H99L100 178H98ZM112 177V176H111ZM110 177V178H111ZM122 177V176H121ZM134 177V176H133ZM133 177L131 176L130 178H132L133 179ZM136 178H139L140 176H135ZM164 178H165V176H163ZM185 177V178H186ZM188 177H190V176H188ZM89 178V177H88ZM98 178V179H97ZM102 178V177H101ZM107 176L105 177V180H106V182H110V181H108L107 179ZM123 178V177H122ZM136 178H134L135 180H137ZM149 178V177H148ZM150 178H153V177H150ZM208 178H211V177H208ZM208 178H207V180H208ZM93 179V178H92ZM113 179V178H112ZM118 179H119V177H118ZM142 179V178H141ZM141 179H138V180H140L141 181ZM157 179H155L156 181H157ZM182 179H183V177H182ZM188 179H191V178H188ZM187 179V180H188ZM199 179V178H198ZM61 180V179H60ZM70 180H72V179H70ZM70 180H68L69 182H70ZM91 180V179H90ZM101 180V179H100ZM120 180V179H119ZM128 181H129V178L127 179ZM127 180H125L124 182H122V183H124L125 184V182H127ZM142 180V181H143ZM149 181H150V179H148ZM155 180H153L152 179V181H155ZM164 180V182H165V180L166 179H163ZM169 180H172V178L170 179L169 178ZM168 180V178H167V182L169 183L170 181ZM197 180V179H196ZM196 180H191V183L190 184H192V185H190V187H191V189L188 191V194L189 195H191V199L194 201V197L192 196V194L193 193H196L198 190V186H199V188L201 187L200 186V184L197 186L196 185ZM39 181V182H40ZM48 181V182H49ZM58 181V182H57ZM67 180H66V182H68ZM81 181V182H82ZM115 181V180H114ZM149 181H145L144 183H146L145 185H147V187H149L148 185V183H154V182H149ZM155 181V182H156ZM184 181H186V179L184 180ZM38 182V183H39ZM47 182V181H46ZM69 182H68V184H69ZM72 182H74V180H72ZM100 182H102V181H100ZM100 182H99V184H100ZM160 182H162V181H160ZM183 182V181H182ZM188 182V183H187ZM189 182L190 181H186L185 183L188 185L189 184ZM41 183V182H40ZM78 182H76L75 184H77ZM80 183V182H79ZM78 183V184H79ZM91 183H93V181L91 182ZM90 183V184H91ZM96 183H97V181H96ZM116 183V182H115ZM129 183V182H128ZM130 183H131V181H130ZM136 183L138 184V181L137 182H133V184L135 185V187H136ZM168 183L166 184V185H168ZM206 183V182H205ZM208 183V182H207ZM248 183L249 185L248 186H250V184L251 183H254L255 184V186H256V192L254 193V194H252V195H248L247 193L245 194V190H244V186H246V184ZM73 184V183H72ZM72 184H71V187H70V189L69 190H71L70 191V193L71 192H75V191H73V189H71V188H74L75 186V184H73V187H72ZM76 185V186H80L81 187V184L82 183H80V185ZM90 184H88V185H90ZM95 184V181H94V183H93V185ZM108 184V183H107ZM106 183L104 184V182L102 183V185H101V190H103V189H105V188H107V187H109V184H108V186H106L107 185ZM119 184H120V182H119ZM150 184V187L151 188H153V189H151V188H149L150 190L149 191H153V194L152 195H156L157 196V192H156V190H155V187L154 186H152ZM159 184V183H158ZM170 184H169V188L170 189H172L173 187H170ZM245 184V185H244ZM62 184L60 183V186H61ZM92 185V184H91ZM105 185V188H103V186ZM121 185H123V184H121ZM127 185V184H126ZM139 186H140V182H139V184H138ZM154 185H156V183L154 184ZM182 185V184H181ZM252 185V184H251ZM41 186V187H40ZM50 186V187H49ZM70 186V185H69ZM111 186H112V184H111ZM115 186V185H114ZM117 186V185H116ZM129 186H132L133 187V185H130L129 184ZM141 186H142V188H144L145 186H143V184H141ZM163 185L160 183V185H159V187H162ZM197 186V187H196ZM203 186H205V185H203ZM207 186V185H206ZM208 186H209V184H208ZM207 186V187H208ZM49 187V188H48ZM59 187V186H58ZM77 187V188H78ZM90 187V186H89ZM135 187H133L134 189H135ZM157 187H158V185H157ZM166 186H164V189H167V188H165ZM185 187V186H184ZM210 187V188H211ZM253 187V186H252ZM64 188H65V186H64ZM64 188H63V190H64ZM86 188V187H85ZM92 188L94 189V187L92 186ZM96 188V187H95ZM113 188V187H112ZM111 187L109 188V189H112ZM129 188H131V187H129ZM139 188V187H138ZM163 188V187H162ZM162 188H161V191H162ZM182 189H183V187H181ZM187 188H189V187H187ZM246 188V187H245ZM251 188V187H250ZM249 188V189H250ZM75 189V188H74ZM79 189H81V188H79ZM78 189V190H79ZM88 189V188H87ZM109 189H107V190H109ZM118 189L120 190V188L118 187ZM145 189V188H144ZM143 189V190H144ZM148 188H146L145 190H147ZM163 189V190H164ZM169 189V190H170ZM181 189V190H182ZM195 189H196V192H194L195 191ZM208 189V188H207ZM247 189H248V187H247ZM67 190V189H66ZM69 190H67V191H69ZM84 190V188H82V191ZM89 190V189H88ZM88 190H85L87 193H90V192H88ZM100 190V191H101ZM118 190V191H119ZM138 190V189H137ZM139 190H141L140 188H139ZM138 190V191H139ZM155 190V191H154ZM174 189H172V191H173ZM184 190V189H183ZM203 190V189H202ZM253 190V189H252ZM66 191V192H67ZM79 191H81V190H79ZM104 191H106V190H103V193L102 194H105L104 193ZM111 191V190H110ZM114 191V190H113ZM134 190L132 189V193H134L135 194V196H136V194H137V197H138V195L139 194H141L138 198L140 199V201H142V199H143V201H145V203H144V205L146 204V200L145 199H147L146 197H148V199H149V194L150 193H148V195L149 196H147V194L145 195V197H144V194L143 193H141L142 191H140V193L138 194V193H135L136 192V190L133 192ZM149 191H145L144 193H147V192H149ZM160 191V192H161ZM167 191V193H169V191L168 190H165L164 192H166ZM190 191H193V193L192 194H190L189 192ZM205 191V190H204ZM247 191V190H246ZM84 193V191L82 192V195H83V193H84V197L85 198H87L86 196H88V197H90L87 193ZM94 192V191H93ZM128 192H129V190H128ZM155 192V193H154ZM175 192V191H174ZM174 192H172V193H174ZM187 192V191H186ZM185 192V193H186ZM201 192V191H200ZM208 192V191H207ZM248 192H250V191H248ZM64 193H65V191H64ZM76 193H77V191H76ZM75 193V194H76ZM79 193V192H78ZM81 193V192H80ZM92 193V192H91ZM90 193V194H91ZM171 193V192H170ZM184 193V194H185ZM205 193V192H204ZM74 194V195H75ZM92 194H94V193H92ZM100 194V193H99ZM101 194V196H103L104 198L105 197H107V196H104V195H102ZM111 194H112V192H111ZM119 194V193H118ZM121 194V193H120ZM134 194L131 196V194H129L130 195V197L131 198H133V196H134ZM143 194V195H142ZM160 194V193H159ZM158 194V198H157V200L155 199V203H157L158 202V200L159 199H163V197L162 198H159V197H161L160 195H162V192H161V194L159 195ZM164 194V193H163ZM178 195H179V193H177ZM261 194V195H260ZM70 195H73V194H70ZM74 195H73V198H74ZM76 195H79V194H76ZM86 195V196H85ZM114 195V194H113ZM127 195H128V193H127ZM126 195V196H127ZM128 195V196H129ZM165 195V194H164ZM177 195V196H178ZM197 195V194H196ZM199 195V196H198ZM198 198L200 197V196H202V195H204L203 194V191H202V195L200 194V193H198ZM206 195V194H205ZM208 195V194H207ZM207 195H206V197H207ZM94 196V195H93ZM92 196V197H93ZM124 196V195H123ZM143 196V198L141 199V197ZM156 196H152V198H156ZM170 196H172V195H170ZM180 196H183V195H181V193H180ZM180 196H179V198H180ZM195 196V195H194ZM80 197V196H79ZM78 196L76 197V198H79ZM137 197H135L136 199H137ZM151 197V196H150ZM165 197H167V199H169V197H168V195L166 196L165 195ZM188 197V196H187ZM190 197V196H189ZM203 198H204V196H202ZM54 198V199H53ZM72 198V197H71ZM76 198H75V202H76ZM83 198V197H82ZM100 198V197H99ZM114 198V197H113ZM119 198V197H118ZM129 198V197H128ZM145 198V199H144ZM151 198V199H152ZM176 198V197H175ZM23 199H25V200H28V201H25V200H23ZM59 200V201H61V203L59 204L58 202V204H59V206H57L58 204H56V201L55 200ZM70 199V198H69ZM68 199V200H69ZM80 200V202L79 203H81V201H82V199L81 198H79ZM88 200H89V198H87ZM106 199V198H105ZM104 199V200H105ZM107 199H109V196H108V198ZM122 199V198H121ZM134 199V198H133ZM139 199H137V203H136V200H132L131 199V201H135V203L134 202H132L133 203V205L135 204L136 205V207H133V209L131 208V207H129V208H131L132 210L131 211H129V213L131 212H135L134 214L136 215V213H139V214H141L142 212H147V211H140L139 209H142L141 208V206L142 207H144V205H142L141 204V206H140V203H139V208L137 209V205H138V200ZM151 199L149 200V201H151ZM181 199V198H180ZM186 199V198H185ZM189 198H187V200H188ZM190 199V200H191ZM195 199H197V198H195ZM261 199H264V197L263 198H261ZM67 200V199H66ZM85 200V199H84ZM92 199H90L89 200V202L91 201ZM101 200V199H100ZM103 200V199H102ZM101 200V201H102ZM124 200V199H123ZM128 200H130V199H128ZM128 200H126V203H127V201ZM198 200H200L201 201V198L200 199H198ZM73 201V200H72ZM77 201H78V199H77ZM111 201H113L112 199H111ZM115 201H117V200H115ZM149 201H148V204H149ZM164 201H166L165 199H164ZM168 201V200H167ZM178 201V200H177ZM176 201V202H177ZM180 201V200H179ZM189 201V200H188ZM192 201V203H189V205L190 204H194L195 202H193ZM260 201V202H259ZM74 202V201H73ZM72 202V203H73ZM93 202V200L91 201V203ZM159 202H161L160 200H159ZM181 202V201H180ZM202 202V201H201ZM70 203V202H69ZM68 203V204H69ZM72 203H71V210H72V207L74 206V204H73V206H72ZM78 202H76V204H77ZM123 203V202H122ZM131 203V202H130ZM129 203V204H130ZM155 203L154 202H152L151 203V208H150V205L148 206L147 204V210H148V208H150L151 209V213L153 214V212H152V210H154L153 209V207H154V205H155ZM162 203V202H161ZM168 203H169V201H168ZM175 203V202H174ZM174 203H172V204H174ZM182 203V202H181ZM200 203V202H199ZM66 204V203H65ZM67 204V205H68ZM84 204V203H83ZM114 204H115V202H114ZM125 204V203H124ZM123 204V205H124ZM153 204V205H152ZM175 204H177V203H175ZM201 204V203H200ZM86 205V204H85ZM84 205V206H85ZM100 205H102V202H101V204ZM113 205V204H112ZM131 205V204H130ZM162 205H165L166 206V204H164V202H163V204ZM171 205V204H170ZM179 205V204H178ZM185 206H186V204H184ZM184 205L183 206H178V207H180V208H182L183 207V209H186L187 207H188V205H187V207H184ZM196 205V204H195ZM198 205V204H197ZM203 205V204H202ZM66 206V205H65ZM65 206H63V207H65ZM89 206V205H88ZM91 206H94V205H91ZM97 206V205H96ZM111 206V205H110ZM153 206V207H152ZM177 206V205H176ZM200 206V205H199ZM25 207V206H24ZM58 207V208H57ZM67 207V206H66ZM75 207H78V208H80L79 206H75ZM81 207H82V205H81ZM120 207H122L121 205H120ZM125 207H127V205L125 206ZM146 207V206H145ZM145 207H144V210H146L145 209ZM157 208H159V207H162V206H156ZM164 207V206H163ZM162 207V208H163ZM166 207H169V205H167ZM165 207V208H166ZM197 207V206H196ZM203 207V206H202ZM68 208V207H67ZM66 208V209H67ZM74 208V207H73ZM128 208V209H129ZM134 208H136L137 209V212H136V209H135V211H134ZM156 208V209H157ZM164 208V210H166ZM172 208V205H171V207H170V209ZM189 208V207H188ZM198 208V207H197ZM199 208H201V206L199 207ZM11 209H9L10 211H13V210H11ZM21 209H23V208H21ZM63 209V208H62ZM111 209V208H110ZM125 209H127V208H125ZM160 209V208H159ZM169 209V210H170ZM182 209V210H183ZM193 209V208H192ZM15 211V213H17V214H28L29 212L28 211H23V210H25V208L23 209V210H17V209H14ZM64 210L65 209H63V213L66 215V213L64 212ZM97 210V209H96ZM120 210H122V209H120ZM164 210L162 211V209H160V213L161 212H164ZM187 210H189L190 212H191V209H186V211ZM203 210V209H202ZM201 209H200V211H202ZM70 211V210H69ZM78 211H80V210H78ZM81 211H82V209H81ZM118 211V210H117ZM124 211V210H123ZM126 212H127V210H125ZM138 211H140V212H138ZM156 211V210H155ZM154 211V212H155ZM167 211V210H166ZM171 211H173V210H170V212ZM179 211V210H178ZM184 211V210H183ZM193 211H195V210H193ZM197 211V210H196ZM75 212V211H74ZM175 212V211H174ZM181 212V211H180ZM185 212V211H184ZM31 213V212H30ZM29 213V214H30ZM69 212H67V215L66 216H68V215H70V214H68ZM76 213V212H75ZM79 213H81V212H79ZM83 213V212H82ZM108 213V212H107ZM113 213V212H112ZM123 214H126V213H124V212H122ZM128 212H127V215L129 214ZM151 213H149L148 212V214H151ZM155 213H159L158 211H156ZM195 213V212H194ZM35 213H33V215H34ZM116 214H120V213H116ZM133 214V215H134ZM138 214V215H139ZM147 214V213H146ZM147 214V215H148ZM152 214H151V216H152ZM167 215L166 216H168L169 217V215H168V213H166ZM170 214V213H169ZM172 215H173V212L171 213ZM190 214V213H189ZM189 214H188V216H189ZM193 214V213H192ZM191 214V215H192ZM208 214H210V213H207V215ZM250 214V215H249ZM82 215V214H81ZM122 215V214H121ZM133 215H129L131 218H132V216ZM135 215H134V217H135ZM138 215H137V217H138ZM163 215V214H162ZM161 215V216H162ZM179 215H180V213H179ZM191 215H190V218H193V217H191ZM195 215V214H194ZM207 215H205V217H202V218H204V219H202V220H205L206 219V216ZM115 216H118V215H115ZM124 216V215H123ZM129 216H126L127 218L126 219H128V217ZM143 216H145V215H143ZM143 216H141L142 218H144ZM151 216L149 217V218H151ZM182 216V215H181ZM180 216V217H181ZM193 216V215H192ZM198 216H199V214H198ZM197 216V217H198ZM248 216H246L245 218H247ZM113 217V216H112ZM111 217V218H112ZM137 217L135 218L136 219V221H137ZM140 217V216H139ZM141 217H140V223L142 222V221H144V219H142L141 220ZM160 216H158V219H160L159 218ZM163 217H165V215L163 216ZM172 217V216H171ZM195 217H196V215H195ZM230 217V216H229ZM233 217V216H232ZM232 217H231V221H233L232 220ZM244 217V216H243ZM123 218H125V217H123ZM130 218V219H131ZM145 218H147V222L148 221H150L151 222V220H152V223L151 224H153L154 222H153V219H155V215L153 216V219L151 218V220L150 219H148V217H145ZM156 218H157V214H156ZM166 218V217H165ZM183 218V217H182ZM212 218V217H211ZM102 219V218H101ZM118 219H120L119 218V216H118ZM122 219V218H121ZM130 219H128V220H130ZM157 219V220H158ZM163 219V218H162ZM169 219V218H168ZM168 219H167V221H168ZM184 219V218H183ZM200 219V218H199ZM215 219H216V216H215ZM222 219H223V217H222ZM229 220H230V218H228ZM239 219V218H238ZM242 219V218H241ZM53 220V219H52ZM112 220V219H111ZM133 220H134V218H133ZM156 220V219H155ZM156 220V221H157ZM177 220H178V218H177ZM180 220V219H179ZM192 220V219H191ZM210 220V219H209ZM244 220V219H243ZM135 221V220H134ZM160 221L161 220H159V225L157 224V223H155V226H160ZM165 221V220H164ZM169 221H171V220H169ZM168 221V222H169ZM185 221H188V220H185ZM193 221V220H192ZM195 221V220H194ZM200 221H201V219H200ZM199 221V222H200ZM224 221V220H223ZM222 221V222H223ZM246 221V220H245ZM57 222V221H56ZM81 222V221H80ZM116 222H117V220H116ZM131 222V221H130ZM133 222V221H132ZM131 222V223H132ZM139 222V221H138ZM138 222H136V223H138ZM144 222H146V221H144ZM144 222H142L141 224H143ZM150 222H148V225H149V227L151 226V224H150ZM158 222V221H157ZM167 222V223H168ZM172 222V221H171ZM180 222V221H179ZM184 221H182V223H183ZM190 222V221H189ZM197 222V221H196ZM211 222H212V220H211ZM210 222V223H211ZM221 222V221H220ZM241 222V221H240ZM250 222H252V221H250ZM110 223H112L111 221H110ZM119 223H121V222H119ZM118 223V224H119ZM126 223H127V221H126ZM135 223V222H134ZM136 223H135V226H136ZM166 223V222H165ZM164 223V224H165ZM174 223V222H173ZM209 223V224H210ZM216 223V222H215ZM224 223V222H223ZM228 223V222H227ZM229 223H230V221H229ZM245 223V222H244ZM115 224V223H114ZM128 224H130L129 223V221H128ZM128 224H126V225H128ZM145 224H147V223H145ZM157 224V225H156ZM161 224H163V222L161 223ZM176 224V223H175ZM185 224V223H184ZM183 224V225H184ZM190 224V223H189ZM196 224V223H195ZM205 224V223H204ZM220 224V223H219ZM226 224V223H225ZM224 224V225H225ZM251 224V223H250ZM110 225V224H109ZM131 225V224H130ZM154 225V224H153ZM153 225H152V227H153ZM169 225V224H168ZM179 225V224H178ZM178 225H176L177 226V229H178ZM182 225V224H181ZM191 225V224H190ZM194 225V224H193ZM200 225H201V223H200ZM228 225H230V224H228ZM236 225V224H235ZM239 225V224H238ZM242 225V224H241ZM117 226V225H116ZM125 226V225H124ZM133 225H131V228H133L132 227ZM147 225H145V227H146ZM164 226V225H163ZM172 226V225H171ZM187 226H188V222H187ZM187 226H183L184 228L185 227H187ZM196 226V225H195ZM206 226H207V224H206ZM205 226V227H206ZM220 226L222 227V225L220 224ZM219 226V227H220ZM234 226V225H233ZM237 226V225H236ZM236 226H234V227H236ZM243 226V225H242ZM127 227L129 228V225L128 226H125V228H126V230H127ZM148 227V226H147ZM170 227V226H169ZM169 227H167L168 229H170ZM182 226H180V228H181ZM182 227V228H183ZM191 227H193V226H191ZM197 227V226H196ZM201 227H202V225H201ZM208 227V226H207ZM206 227V228H207ZM210 227V226H209ZM216 227V226H215ZM218 227V226H217ZM228 227V226H227ZM104 228V227H103ZM116 228V227H115ZM119 227H117L116 229L118 230V232L120 231V232H122L121 230L122 229H124V227L120 230V229H118ZM138 230L137 231H139V224H138V226L136 227ZM155 228V227H154ZM157 228V227H156ZM155 228V229H156ZM162 228V227H161ZM160 227H158L157 229L159 230V229H161ZM166 227H164V228H162V229H164L165 231L167 230V228L165 229ZM189 228V227H188ZM188 228H187V230H188ZM198 229H199V225H198V227H197ZM202 228H204V227H202ZM201 228V229H202ZM232 228V227H231ZM237 228V227H236ZM236 228H235V230H236ZM56 229H57V226H56ZM105 229V228H104ZM156 229V230H157ZM173 229V228H172ZM205 229V228H204ZM203 229V230H204ZM208 229V228H207ZM117 230H116V232H115V234L117 235L118 234V232H117ZM125 230V229H124ZM124 230H123V232H122V235L124 234V236H122V237H127L128 235H131L132 236V232L129 234V233H126V232H128V231H126L125 233H124ZM133 230V229H132ZM142 230H143V228H142ZM145 231L147 230L146 228L144 229ZM149 230V229H148ZM147 230V231H148ZM158 230H157V232H158ZM178 230H181V229H178ZM190 230H191V228H190ZM190 230H188V231H190ZM194 230V229H193ZM196 230V229H195ZM209 230V229H208ZM211 230V229H210ZM219 231L218 232H220V231H222V233L220 234L221 236H216V232L214 231V229L212 230V233H213V235H212V238L214 239V237L217 239V238H219V239H217V240H220V237H221V239H222V236H223V228L222 229H218ZM240 229H238L237 231H236V233L234 234V233H231V234H234V239L236 240V241H238V239H239V243H241L240 245H238V247L236 248V249H238V248H240V246H241V248H242V257L243 258H246V257H249V256H251L252 257V255H253V253H255V252H253V250H251L252 249V247H251V244H250V240H249V238H248V231L246 230V228L245 229H243L242 231H239ZM115 231V230H114ZM114 231H112V233H114ZM160 231V230H159ZM168 231V230H167ZM172 231H174V230H172ZM182 231H184V230H182ZM181 231V232H182ZM186 231V230H185ZM185 231H184V233H185ZM199 231V230H198ZM201 231V230H200ZM205 231H206V229H205ZM230 231H231V229H230ZM234 231V230H233ZM143 232V231H142ZM161 233H163V231L161 230L160 231ZM180 232V233H181ZM187 232V231H186ZM192 232V231H191ZM195 232V231H194ZM87 233V232H86ZM153 233H155L154 231H153ZM152 233V234H153ZM175 233H177V232H175ZM190 233V232H189ZM197 233H199V234H201L200 232H197ZM203 234H204V232H202ZM210 233V232H209ZM228 233V232H227ZM253 233V234H254ZM137 234V233H136ZM141 234V233H140ZM139 233H138V235H140ZM143 235H144V233H142ZM148 234H150V231H148ZM152 234H150L149 236L145 233V235L146 236H148L149 238H150V236L152 235ZM165 234V233H164ZM186 234V233H185ZM188 234V233H187ZM226 234V233H225ZM224 234V235H225ZM230 233L228 234L229 235V237L227 236L226 238H224V239H226V241H225V243L223 242V240H222V242L224 243V244H226V246L229 244V242L230 241H232L230 238L232 237V236H230L231 235ZM91 235V234H90ZM98 235V234H97ZM102 235H104V234H102ZM102 235H99L100 236V238H102ZM107 235H111V234H107ZM116 235H113V237L114 236H116ZM120 236H121V233L119 234ZM125 235H127V236H125ZM144 235V236H145ZM156 235H157V233H156ZM160 234L158 233V236H159ZM169 235V234H168ZM174 235V234H173ZM177 235V234H176ZM175 235V236H176ZM180 235V234H179ZM178 235V236H179ZM192 235V234H191ZM208 235V234H207ZM57 236V235H56ZM89 236V234H86V237H88ZM92 236H94V235H92ZM105 236V235H104ZM120 236H118L117 235V237H120ZM142 236V235H141ZM145 236V237H146ZM163 236V235H162ZM185 236V235H184ZM183 235H182V237H184ZM198 237L200 236V235H197ZM135 237V236H134ZM136 237H138L137 235H136ZM140 237V236H139ZM152 237H154V234H153V236ZM156 237L157 236H155L154 238H155V240H156ZM188 237H189V235H188ZM194 237V236H193ZM197 237V238H198ZM204 237V236H203ZM58 238V237H57ZM107 238H109L108 236H107ZM116 238V237H115ZM115 238H113L114 240H115ZM176 238V237H175ZM177 238H180V237H177ZM176 238V239H177ZM197 238L195 239L196 240V242H198L196 245L197 246H199L198 244H199V238H198V240L199 241H197ZM233 238V237H232ZM253 239H255L254 237H252ZM106 239V237L104 238V240ZM111 239V238H110ZM110 239H108V241L110 240ZM130 239H132V238H130ZM138 239V238H137ZM143 239L145 240V238L143 237ZM143 239H142V241H143ZM148 239V238H147ZM151 239V238H150ZM161 238H159V240H160ZM175 239V240H176ZM181 239H183V238H181ZM185 239H189V238H185ZM184 239V240H185ZM210 239V238H209ZM113 240V241H114ZM168 240V239H167ZM166 240V241H167ZM170 240H173L171 237H170ZM191 240V239H190ZM190 240L188 241V242H190ZM194 239L193 240H191V242L193 241H195ZM203 240H204V238H203ZM207 240H208V238H207ZM206 240V241H207ZM234 240V241H235ZM110 241H112V240H110ZM112 241V242H113ZM116 241V240H115ZM153 241V240H152ZM152 241H150V242H148V240H147V245H148V243H149V245H150V243L152 242ZM165 240H164V242H166ZM211 241H212V239H211ZM232 242V243H230L231 245L233 244V246H234V243H237V242ZM251 241H252V239H251ZM253 241H255V240H253ZM137 242H139V241H137ZM155 242V241H154ZM169 242V241H168ZM170 242H172V241H170ZM174 243H175V241H173ZM183 242V241H182ZM190 242V243H191ZM212 242H214V240L212 241ZM219 242V241H218ZM217 242V243H218ZM220 242H221V240H220ZM257 242V241H256ZM105 243H107V241H105ZM115 243V242H114ZM156 243H159V242H157L156 241ZM180 243V242H179ZM190 243H188L187 245H189L188 247H190ZM216 243V244H217ZM238 243V244H239ZM253 243H255V242H253ZM113 244V243H112ZM115 244H117V243H115ZM140 244V243H139ZM144 244H145V242H144ZM163 244H165V243H163ZM171 244V243H170ZM180 244H183V243H180ZM201 244V243H200ZM207 244L208 245H210V243L209 242H207ZM215 244V245H216ZM107 245V244H106ZM107 245V246H108ZM134 245V244H133ZM141 245H143V244H141ZM146 244L145 245H143V247L144 246H147ZM207 245V246H208ZM218 245H219V243H218ZM221 245V244H220ZM115 246V245H114ZM128 246V245H127ZM168 246H169V244H168ZM171 246V245H170ZM172 246H173V244H172ZM175 246H176V244H175ZM180 246V245H179ZM192 246H194V243H193V245ZM192 246H191V248H192ZM196 246V247H197ZM202 246V245H201ZM207 246H206V248H207ZM223 246V245H222ZM225 246V245H224ZM253 246V245H252ZM130 247H131V245H130ZM182 247V246H181ZM195 247V246H194ZM213 247H214V244H213ZM215 247H217V246H215ZM220 246H218L216 249H215V251H216V253H215V251H213V255H214V253H215V255L216 254H219V253H217V250H220V249H218ZM230 247V246H229ZM228 247V249H232V248H229ZM257 247H258V242H257ZM64 248V249H63ZM125 248H127L128 249V247H125ZM146 247H144V249H145ZM149 248V247H148ZM147 248V249H148ZM154 248V247H153ZM163 248V247H162ZM166 248V247H165ZM171 248V247H170ZM186 248V247H185ZM200 248V247H199ZM259 248V247H258ZM257 248V249H258ZM262 248V247H261ZM118 249V246L116 247V251H118L117 250ZM122 249V248H121ZM126 249V250H127ZM143 249V248H142ZM168 249V248H167ZM179 249V248H178ZM181 249V248H180ZM184 249V248H183ZM194 249V248H193ZM208 249H209V246H208ZM207 249V250H208ZM264 249V248H263ZM262 249V250H263ZM126 250H125V253H126ZM128 250H130V249H128ZM128 250H127V252H128ZM155 250V249H154ZM157 250V249H156ZM161 250V249H160ZM166 250V249H165ZM169 250V249H168ZM190 250V249H189ZM195 250H198V248L196 249L195 248ZM210 250H214V249H211L210 248ZM210 250H208V251H210ZM227 250V249H226ZM258 250H260V252H261V249H258ZM115 251V253H117L118 254V252H116ZM123 251H124V249H122V255L123 256H125L124 255V253H123ZM145 251V250H144ZM202 251H204V250H202L201 249V255H202ZM221 251V250H220ZM231 251V250H230ZM229 250H228V253H231ZM236 251V250H235ZM239 251V250H238ZM254 251H255V247H254ZM106 252H107V254H106ZM130 252H132V251H130ZM142 252L143 251H141V253H140V255L142 254ZM147 252V250L145 251V253ZM161 252V251H160ZM169 252H170V250H169ZM168 252V253H169ZM182 252V251H181ZM184 252V251H183ZM187 252H188V250L185 252L186 254H187ZM196 252H200V251H195V253ZM206 252V251H205ZM227 251H225V253H226ZM234 252V251H233ZM258 252V251H257ZM66 253H65V255H66ZM115 253H114V255H115ZM150 253V252H149ZM164 253V252H163ZM163 253H161V255L163 254ZM184 253V255L186 256V254ZM208 253V252H207ZM240 253V252H239ZM109 254V255H108ZM113 254V253H112ZM130 254V253H129ZM129 254H128V256H129ZM152 254H154V253H152ZM156 254V253H155ZM166 254V253H165ZM170 254V253H169ZM180 254V253H179ZM190 254V253H189ZM194 254V253H193ZM192 254V255H193ZM210 254H211V251H210ZM223 254H224V252H223ZM222 254V255H223ZM232 254H234V253H232ZM256 254H258V253H255V255ZM260 254V253H259ZM261 254H262V252H261ZM120 255V254H119ZM119 255H118V258H119ZM131 255V254H130ZM133 255V254H132ZM139 255V254H138ZM146 255V254H145ZM144 255V252H143V256L145 257V259L147 258V256H145ZM147 255H148V253H147ZM159 255V256H158ZM181 255V254H180ZM227 255V254H226ZM241 255H236L235 254V256H238L239 258H242L241 257ZM98 256V257H97ZM127 256V255H126ZM143 256H141V257H143ZM153 256V255H152ZM160 257V254L158 253L156 256H154V257ZM168 256V255H167ZM179 255H177V257H178ZM183 256V255H182ZM194 256H195V254H194ZM210 256H212V255H209V257ZM229 256V255H228ZM235 256H233V257H235ZM244 256H246V257H244ZM140 257V258H141ZM143 257V258H144ZM149 257V256H148ZM151 257V256H150ZM157 257V258H158ZM165 257V256H164ZM169 257V256H168ZM176 257V258H177ZM181 257V256H180ZM184 257V256H183ZM187 257V256H186ZM216 257H217V255H216ZM219 257V256H218ZM217 257V258H218ZM225 257H227V256H225ZM232 257V256H231ZM256 257V256H255ZM118 258H116L115 257V259H118ZM122 258V256L120 257V259ZM127 258H130V257H127ZM171 258V257H170ZM169 258V259H170ZM191 258V257H190ZM199 258H201V256L199 255ZM205 259H206V257H204ZM229 258V257H228ZM227 258V259H228ZM250 258V257H249ZM248 258V259H249ZM256 258H258L259 259V256L258 257H256ZM133 259V256H131V259H129L128 261H130V260H132ZM161 259H163L162 258V256H161ZM165 259V258H164ZM164 259H163V261H164ZM182 261L184 260V259H182V257L180 258ZM187 259L188 258H186V261H187ZM193 259V258H192ZM191 259V260H192ZM194 259L196 260L197 258H195L194 257ZM214 259H215V256H214ZM220 259V258H219ZM232 259V258H231ZM238 259V258H237ZM236 259V260H237ZM252 259V261H254V262H256V264L258 263L257 262V260L255 261V260H253V258H251ZM76 260H78L77 262H76ZM112 260V259H111ZM110 260V261H111ZM126 260V259H125ZM125 260H123L124 261V263H125ZM134 260V259H133ZM138 262L137 263H143L142 261H144L145 262V260H141L140 261V259H139V257H138ZM147 261H149L148 260V258L146 259ZM152 260H155L156 261V258H153ZM151 260V261H152ZM176 260V259H175ZM198 260V259H197ZM200 260H202V259H200ZM242 260V259H241ZM245 260H247V259H245ZM250 260V259H249ZM113 261H114V258H113ZM116 261V264H118V260H115ZM123 261H121V263H123ZM127 261V260H126ZM158 261V260H157ZM161 261V260H160ZM174 261V260H173ZM172 261V262H173ZM178 261V260H177ZM205 261V260H204ZM214 261H216V260H214ZM218 261V260H217ZM222 261V259H220V261H218V262H221ZM228 261V260H227ZM230 261V260H229ZM228 261V263H230ZM233 261V260H232ZM232 261H231V263L230 264H232ZM251 261V260H250ZM250 261H248L247 260V262H249L250 263ZM251 261V262H252ZM260 262V264H264V258H261L260 257V260H259ZM132 262L133 261H131L130 262V264H132ZM153 262V264L155 263L154 261H152ZM170 262V261H169ZM184 263H185V260L183 261ZM192 262H194L193 260L191 261V263ZM206 262V261H205ZM225 261H223V263H224ZM234 262H236L235 260H234ZM234 262H233V264H234ZM238 262H239V260H238ZM247 262H244V263H242V262H240L239 264H245V263H247ZM253 262V263H254ZM123 263V264H124ZM147 263V262H146ZM151 263V262H150ZM164 263V262H163ZM171 263V262H170ZM196 263V262H195ZM113 264H115V262H113ZM127 264H128V262H127ZM145 264V263H144ZM148 264V263H147ZM152 264V263H151ZM156 264V263H155ZM158 264H160V263H158ZM171 264H174V263H171ZM176 264V263H175ZM183 264V263H182ZM186 264V263H185ZM190 264V263H189ZM194 264V263H193ZM200 264V263H199ZM207 264H214L213 263V257L210 259V261L209 262H207ZM217 264V263H216ZM219 264H222V263H219ZM225 264V263H224ZM255 264V263H254Z\"/></svg>",
	"mask_w": 264,
	"mask_h": 264
},
{
	"label": "rangeland",
	"instance_id": "obj_2",
	"mask_svg": "<svg viewBox=\"0 0 264 264\" xmlns=\"http://www.w3.org/2000/svg\"><path fill=\"white\" fill-rule=\"evenodd\" d=\"M23 1H25V0H22L21 2H23ZM27 1V0H26ZM37 1V0H36ZM195 1H202V0H195ZM38 3H36L38 6L37 7H44V6H46L49 2H50V0H41V1H37ZM40 2H41V4H40ZM43 2V3H42ZM215 5V4H214ZM216 5H218V3H216ZM248 7V8H247ZM251 7V8H250ZM218 8V6H216V9ZM255 10H254V9ZM248 10V11H247ZM253 10V11H252ZM214 16H215V18L218 16L219 18L220 17H222L223 15L222 14H218V11H216L215 13H214ZM254 16H256V17H258L257 19H255L254 18ZM261 16V17H260ZM229 17H232V18H230V19H232V22H230V23H227L226 24V22L225 21H222L221 22V25H222V27H223V25H224V31L223 30H221L222 31V33L225 35V36H227V37H231V38H235L236 40H238L237 42L238 43H240L241 41H243V40H247V39H250V40H253V41H255V32H257V30H256V26L258 27V24H259V19H260V21H262V19L264 20V10H259L257 7H255V4L254 3H248L247 5H246V7H243L242 9H238L236 12H233V13H230V15H229ZM254 19H253V18ZM234 18V19H233ZM257 20V25H255V21ZM254 21V22H253ZM263 22V21H262ZM1 24H0V38L2 37V39H0V45H2L3 46V44H1L2 42H1V40H3V43H7V44H12V42H10L9 41V38L12 36H10V31H8V29L5 27V25H4V23H2V22H0ZM213 20H211L210 21V23H209V25H210V27H212V25H213ZM252 24H254V25H252ZM261 25H263L262 23H260ZM2 26V27H1ZM254 26V27H253ZM264 26V25H263ZM154 27V26H153ZM153 27H151V28H153ZM249 30V31H248ZM161 35H162V33L164 34V35H162V37L163 36H166V37H163L164 39H166L167 41H168V43H169V45H170V43H171V48H172V50L173 51H177V53H178V57H176V58H174V62L172 63V65H170L169 67H168V70L167 71H165L164 72V75L163 76H161V75H153V74H150V73H145V72H143L142 70H143V65H142V63H139L138 61H135L134 63L132 62V63H128V64H126V61L125 60H123L124 59V56L126 55V53H128V48L126 47V45H124V43L123 44H121L120 45V47H118L117 48V50H116V52L114 53V55L113 56H118L117 58H116V60H114V61H110V62H108L106 59H104V58H102V57H100L99 55H97V56H93V57H88V55L86 54V53H84V52H78V53H76L77 51H74L76 54H75V57L76 58H78L79 59V61H80V63H81V67L84 69V71H85V73H86V76H89V77H87V84H86V82H85V84L83 83L82 85L80 84L79 86H73V87H68L67 89H64V90H58L60 93H61V91H62V93H61V95L60 94H56L55 95V93H52L53 94V96H55L54 98H52L53 96H52V94H51V91L53 90V92H56V90L55 89H47L48 88V85H49V83H50V77L49 76H47V77H41L42 79H43V81H40L39 80V78H37L36 76H35V80L36 79H38V80H36V81H38L37 83H36V81L33 79V78H30L29 77V75H30V71H31V73H32V70H30L29 68H31V64H35V63H37L38 62V60L36 61V59H35V57H34V59L29 55V53L27 52V51H24V50H21V49H18L19 47L17 46L16 47V49L14 48V49H11V50H9L8 52H7V50H5L4 51V53H3V49L5 48H2V46L0 47L1 49H0V55H2V56H0V91H3V89L5 88V86L7 85V84H9L10 82H11V79L9 80H7L6 78H5V74H6V71H3L2 70V66H3V64H2V62L6 59L8 62H9V60H10V58L11 57H9V56H12V58H11V60H14V61H16V64L18 65L17 66V68H15L16 70H14V72H16V73H13V74H20L19 76H21V77H19L20 79H19V81L17 80L16 82H14L13 83V86H11V84L10 85H8L9 87H8V91H6V94L7 93H9V91H11L10 92V94H8V96H6V94H5V97H4V100H2V99H0V105H1V102H2V107H0V111L2 112V108L4 109V111L2 112V114L0 113V116H3L4 115V117H1L0 118V122H2V123H0V130H2V133L3 134H5L6 135V132H4V131H7L9 128H8V126L10 127V125H14L13 127H15V123H16V121H19V120H21V118L22 117H20V112L24 109V108H26V104H28V102H26V101H28V97L31 95V94H29L28 96H26L28 93L27 92H30L31 93V90H32V88H35L34 90H37V92H41L42 90H45V91H47V92H45V95H43V96H45L46 97V94L48 95L47 97L48 98H50V99H55V100H57L56 98H62L63 96V94L65 95L62 99L64 100H62V99H60L59 100V98H58V100H57V102L59 101V103L61 104L60 105V108L63 110L64 108V112L66 113V117H67V113H71L70 114V116H69V114H68V117L66 118V117H60L64 112L62 111V110H55V112H63L62 114L60 113V116H59V114H57V113H55V112H52V111H48L47 110V108H45L44 106H42V105H40V104H38L39 106H41L42 108H41V111H40V109H39V107H36L37 105H35V107L38 109V110H36L35 111V113H33L32 112V109L33 110H35V107H32L31 108V110L30 109H28V110H26V112H28V114L30 115V117H32L31 118V121L30 122H25V124L22 122V121H20L22 124H23V126H22V124L20 123V124H18V125H16V127L15 128H17V127H19L20 129H22L23 131H21L20 132V130H19V133L20 134H22V138L24 137V140L22 139V138H20V134H19V136H17V137H14L15 135H16V133H18L17 131H18V128L17 129H13V127H12V129H13V131L15 132V133H13V131H12V134H11V136L13 135V137H12V139L13 140H15V138H16V141H12L13 143H16V144H18L19 143V141H17V140H20V142H21V139H22V143L24 144V142H26V143H28V142H31L32 141V144H34V146H31V147H28V144L26 145V147H27V152H28V148H31L29 151H30V153H26V155H25V159L26 160H28V161H26V162H23L22 160H24V159H21V160H19V161H16L15 162V165L14 166H7V167H5V170H6V173L8 172L9 174H14L15 172V174H18V172H21L22 173V175L24 174H28L27 176H28V179H30L31 177H33V178H31L30 180H32V179H34V176H35V172H36V176L37 175H40L39 173H41V170L40 169H42V168H40L41 167V165L42 164H49L51 161H50V159H52V156L51 155H53V153H52V149H54L55 150V145L56 144H58V143H61V142H64V141H67V143H69V144H71L70 146L71 147H73L72 146V144H74L75 143V141H77L78 142V144H79V146H78V149H77V152L75 151L76 149H73V152H71L72 151V149L70 150V153H68L67 154V158L69 159V157L71 158L73 155V158H71V161L70 162H72L73 163V165H72V169L71 168H69V169H65V170H63V172L64 171H66L65 172V177L63 176H61L62 175V171L60 172L59 170H57V172H56V177H58L59 178V182L58 183H56L55 182V180H54V187H55V185H57L58 184V186H56L55 187V189H59L60 188V191L63 193V197H65L64 199H63V202L64 203H62V204H60L61 203V201H59L58 199L57 200H55L56 201V204H60V205H63V206H65V207H63V206H59V204L57 205V206H59V207H61V208H58L59 209V211H60V209L62 210L61 211V216H63L62 217V219H63V221H69V220H73L74 219V217H75V215H76V221H75V219L73 220V221H75L77 224H78V228H77V231H76V236H80V237H82V238H84V239H86V238H88V239H90L88 242H89V244H92L91 242H94V241H96V242H98L100 239L101 240H103L104 241V244H102V245H104V246H106L107 247V250H108V253L109 252H111V251H113L112 250V248L113 247H115V248H113V249H115L114 250V252H111V258L109 259V263L110 264H113V262H115V264H116V261L115 260H118L119 262H118V264H123L124 263V261L123 260H125V263L124 264H127V262H128V264H130V262L131 261H133L132 262V264H153V262L152 261H154L156 264H158V263H160V264H171V263H176V264H207V262H209L210 261V259L213 257V263L214 264H219V263H222V264H230L231 263V261H232V264H233V262H234V260L236 261V262H234V264H239L240 262H242V263H244V262H247V260L248 261H252V259L251 258H253V260H257L258 258H256V257H258L259 256V259L257 260V264H260L259 262V260H260V257L261 258H264V246H259L260 244H259V239H256L257 238V236L255 235V233H254V231H253V233H251L252 232V229H254V218H252L253 216L251 215L250 217L248 216V214H243V215H241V217L240 216H238V218H237V220H236V218L234 217V216H236L237 217V215L235 214V213H233V215H231L230 213L231 212H228L227 213V215L224 217V215H225V213H226V210L224 211V212H222L221 214H219L218 212H216V210H211L210 212H209V210L207 209V200H208V198H209V196H210V194H211V189H212V187H211V184H210V182H211V180L214 178V175H217V170L215 169V167H212V166H210L208 163V165L206 164V163H197V164H193V166H192V169L193 170H191L192 172H190V168L188 169V170H186L187 168H186V165H187V163H186V165H185V167L184 168H186L185 169V171L187 172V173H189V175L188 176H190V177H186L185 175L187 174V173H183V175L184 176H182V171L184 170L183 169V166H182V169L183 170H181V172L179 171L181 168V164H182V162H184L185 160L184 159H182L181 157H183V154L181 155V154H179L181 157V160H179V161H177V160H175V158L178 156L179 157V155H177V153H178V149H183L182 148V146H186L187 145V147L185 148V146H184V149H187L186 151L183 149V150H181V152L182 151H184V154H185V152H186V155H184L185 157L187 156L188 157V153H189V155H191V156H189V158L190 159H192V157H193V154H192V150H193V147L192 146H190V147H192V149H190V147H189V149H188V144H184V140L183 139H180L181 141H183V143H180V145H181V147H180V145H178L177 146V144L180 142V140L179 141H177L176 139H174L173 141H176V142H174V143H176V145H175V148L178 150L177 152L175 151V152H173V150H175V148H173V149H171L174 145L172 144H170L171 142L173 143V141H171L170 142V140L171 139H166L165 137H159V138H157V139H159V140H161L160 138H164V139H166V140H161V141H156L157 143H156V146L154 145L155 143V141L154 140H157V139H154V137H152L151 139H149V140H151V141H147L146 140V142H145V140H144V142H143V144H142V146H141V148L142 149H145V146H146V148H147V151L145 150V152H148V150H150L151 149V152L149 151L148 153H145L144 152V155L145 156H147L146 154H149L150 155V160H149V162L151 163L150 165H153L154 163L152 162V160L151 159H153L154 160V162H155V160H156V162H157V160L158 161H160V159H159V157L158 156H162V157H160V158H162V162H164V164L166 163V161L169 163H166L167 165H164L166 168H163V169H160V168H162V167H164V166H158V165H156V164H159V165H163V163L161 162V163H156V164H154L153 166H155V167H151V166H149V165H147V164H145V165H143V163L141 164V166L139 165V163H140V161L139 162H136L137 161V158H135V159H133V160H135V162H134V164L133 165H131V166H133L134 167V165H136V167H134L133 168V170L131 169V166H130V164L131 163H129V165H128V167H127V165H125V166H123V164H122V166L120 165L121 163H120V161H122V160H120V150L118 149V148H120V147H117V146H119L118 144V142H114V141H111V142H113V144L109 141V134H107L108 132L110 133V132H114V131H116L117 129L114 127L113 128V126L111 127V125H112V123H113V125L114 124H116V125H114V126H117L118 127V130H120L121 129V127H122V123H123V121H121V123H120V120L121 119H124V121L126 120V119H129L130 121L132 120L131 119V117L130 116H128V114H127V111L129 112V106L131 107V109H132V107H134V106H136V109H137V107L140 105L141 106V108H140V110L141 109H143V111L141 110V112L143 113L142 114V121H143V124H154L153 126L151 125V127H153L152 129H153V131L155 130V125H156V128L158 129V128H160L162 125H163V123H162V116H161V119H160V117L158 118L157 116H156V114H155V111L158 109H162V110H164L163 112H167L168 110L170 111V110H178V112L180 113V111H182V109L181 108H183V107H181V105L179 104V102H178V93L179 94H186L187 93V90H188V87H189V84H191L192 82H193V79H194V77L192 78V74H189L188 76H186V77H182V78H178V76H180V75H182V74H185L187 71H189L190 69H191V53H190V51H188V50H186V49H191L192 48V42L194 41V36H197V34H198V36L200 37V39H199V42H200V46H202L204 49H206L205 50V52H199L198 54H197V58L198 59H200V60H202L203 62H209V61H212V60H215L216 59V55L215 54H213L218 48H219V44H220V42H219V40L214 36V35H212L209 31H204V32H202V30H201V28H199L198 27V25H193L192 27H191V31L188 33V34H186L185 36H183L186 40H185V45H186V49H183V46L182 45H180L179 43H177L176 41H175V39L174 38H172L171 37V35L169 34V32H168V30H167V28H162L161 29ZM165 32V33H164ZM1 33H3V34H1ZM200 34V35H199ZM2 35V36H1ZM210 35H211V37H210ZM240 37H241V39H240ZM249 37V38H248ZM4 38V39H3ZM252 38V39H251ZM11 39V38H10ZM240 39V40H239ZM7 40V41H6ZM173 40V41H172ZM5 41V42H4ZM11 41H12V39H11ZM10 42V43H9ZM173 42H174V44H173ZM143 42H139V46L138 47H136V49L138 50V51H140L141 49H142V46H143ZM14 43L12 44V46L14 47ZM252 46H253V48H255V49H262V47H263V44H262V42H260V41H255L253 44H252ZM211 47V48H210ZM120 48V49H119ZM182 48V49H181ZM264 51V50H263ZM3 54H2V53ZM6 52V53H5ZM18 52V53H17ZM22 52V53H21ZM24 52V53H23ZM185 52V53H184ZM9 53V54H8ZM12 53H14L13 55H12ZM122 53V54H121ZM8 56H7V55ZM26 55V58L25 57H23V55ZM186 54V55H185ZM188 54V55H187ZM206 54V55H205ZM4 55V56H3ZM6 55V56H5ZM24 55V56H25ZM263 55H264V53H263ZM13 56H14V58H13ZM203 56V57H202ZM232 56H233V58H235V57H237L239 60H242V61H245V63H246V65L249 67V71L253 74V75H255V79H258V80H262V81H264V71H262V70H264V69H262V67H263V65H264V60H262L261 62H263L262 63V66H260L259 64H261V62L259 61L258 62V64H257V60H254V59H252V57L250 58L248 55L247 56H244V55H242V54H239V53H236L235 55L232 53ZM15 57H18L17 59L15 58ZM22 57V58H21ZM112 57V56H111ZM4 58V59H3ZM23 58H25V60L23 59ZM110 58V57H109ZM250 58V59H249ZM263 58H264V56H263ZM22 59V60H21ZM87 59V60H86ZM10 60V61H11ZM31 60V61H30ZM33 61V62H32ZM123 61V63H121ZM249 61V62H248ZM253 62V63H251V62ZM28 62V63H27ZM32 62V63H31ZM256 62V63H255ZM7 63V62H6ZM112 65H110V64ZM125 63V64H124ZM118 64H119V66H118ZM254 64H255V66L257 65V67L258 66H260V68H257V67H255L254 66ZM36 65H39V66H43V67H45L44 69H51V68H53L54 66H55V61H54V59H45V61L44 60H42L41 61V63L40 64H36ZM88 65H90V66H88ZM121 65V66H120ZM126 65H128L129 67H131L132 69H134V73H133V71L132 72H127V71H124V68L126 67ZM26 68V69H25ZM121 68V69H120ZM251 69V70H250ZM259 69H260V72H259ZM120 70V71H119ZM252 70H253V72H252ZM258 71V72H257ZM3 72V73H2ZM90 72V73H89ZM97 72V73H96ZM115 72V73H114ZM190 72H192V71H190ZM189 72V73H190ZM256 72H257V74H256ZM117 73H121L120 75L118 74V77H120V78H115V76H116V74ZM143 73V74H142ZM182 73V74H181ZM95 74V75H94ZM141 74H142V77H141ZM260 74V75H259ZM28 77V81H27V79H26V76ZM263 75V76H262ZM112 76V77H111ZM114 76V77H113ZM91 77V78H90ZM216 75H208L207 76V78L209 79V81H213L214 79H216ZM261 77V78H260ZM90 78V79H89ZM100 78H104V81H105V83L101 86V88L98 86V87H92V88H90V87H87L88 85H90V84H92L93 83V81L92 80H94V82L95 81H97L98 82V80L100 79ZM115 78V79H114ZM141 78H142V80H143V82H145V84H146V90H145V94L146 95H148L149 94V92H150V94L146 97V95H144L143 97H141V98H138V95L137 96H133L132 95V93H131V91L130 90H127V92H126V94H127V98H128V100H129V103H128V100H127V98L124 96V94L122 93H118L117 91L115 92V91H113L108 85H110V83L111 82H113L114 84H115V82L118 84V85H121V87L125 90V88H127V84H133V86L135 85V83H141ZM263 78V79H262ZM30 79H32V81H34L33 83L34 84H32V85H30L31 84V80ZM92 79V80H91ZM119 79V80H118ZM207 79V80H208ZM89 80H91V81H89ZM112 80V81H111ZM120 80H122V81H120ZM9 81V82H8ZM27 82V83H24V82ZM43 82H44V84H43ZM17 83V84H16ZM38 83H40V84H38ZM47 83V84H46ZM107 83V84H106ZM3 84V85H2ZM21 84V85H20ZM24 86H23V85ZM25 84H26V87H25ZM180 84V85H179ZM16 85H17V87H16ZM22 86V87H20V86ZM27 85H29V87H31V88H29ZM39 85V86H38ZM46 85V86H45ZM11 86V87H10ZM32 86H34V87H32ZM83 86V87H82ZM105 86V87H104ZM204 86V85H203ZM4 87V88H3ZM18 88V89H16V88ZM23 87H25V88H23ZM253 88L252 89H255L256 87H254V86H252ZM19 88H20V90H19ZM22 88V89H21ZM28 88V89H27ZM37 88V89H36ZM39 88H41V89H39ZM47 90H46V89ZM95 88V89H94ZM23 89H24V91H23ZM26 89V90H25ZM31 89V90H30ZM97 89L99 90V92L101 93V97L100 98H98V101H96L95 102V100H96V92H97ZM101 89V90H100ZM251 89V90H252ZM14 90V91H13ZM28 90H30V91H28ZM41 90V91H40ZM151 90H152V92H151ZM13 91V92H12ZM21 91H23V93L24 94H21L20 92ZM27 91V92H26ZM58 91H57V93H58ZM158 91V92H157ZM175 91V92H174ZM16 92V93H15ZM27 94H26V93ZM114 92V93H113ZM129 92V93H128ZM42 94L44 93V91H42L41 92ZM40 93V94H41ZM156 93H157V95H156ZM177 93V94H176ZM20 94V95H19ZM41 94V95H42ZM49 94H51V95H49ZM67 94V95H66ZM115 94V95H114ZM10 95V96H9ZM13 95H15V97L13 96ZM24 95V97H22V96ZM58 95H60V96H58ZM11 96H13L14 98H12ZM51 96V97H50ZM62 96V97H61ZM94 96V97H93ZM152 96V97H151ZM8 97H9V99L11 98V99H13V105L11 104L12 103V101H10L9 102V99H8ZM18 97H21V98H24V99H18ZM26 97V98H25ZM68 97H70V98H68ZM80 97H81V100H80ZM145 97V100H143L142 98H144ZM83 98V99H82ZM91 98H93V99H91ZM8 99V100H7ZM10 99V100H11ZM14 99H15V101L17 100V103H14L15 101H14ZM67 99H69V100H67ZM73 99V100H72ZM74 99H75V104H77V106L76 105H73V103H74ZM76 99H78V100H80V101H76ZM143 101H142V100ZM173 99V100H172ZM234 99V100H233ZM232 100L234 101V102H236L237 103V105H236V103L235 104H233V106L234 107H240V108H245V109H251V110H253V109H256V111H257V116H258V120H259V124H260V127H262V129H261V131H262V133L264 134V94L261 96V97H259V98H250V97H247V98H243V97H234ZM2 100V101H1ZM231 100V101H232ZM254 100V101H253ZM259 100V101H258ZM61 101V102H60ZM109 102V103H107V104H109L108 106L109 107H107V109L108 110H106V103L105 102ZM6 102H8V103H10L11 105H9V108H8V103H6ZM26 104H25V103ZM55 102V101H54ZM80 102V106H79V103ZM82 102V103H81ZM105 103V104H103V103ZM115 102H116V104H115ZM19 103V104H18ZM70 103H71V106H69L70 105ZM97 104V105H95V104ZM112 103H113V105H112ZM6 104H7V107H6ZM15 104V105H14ZM19 105V106H16V105ZM92 106H91V105ZM99 104H101V106L99 105ZM102 104L103 105H105V106H103V107H105V109H104V111H106V115L108 116V118H107V122H110V125H109V123H107L106 121H104L103 120V122H106L107 123V125L106 124H103L102 123V120H101V118H103V110H102ZM156 104V105H155ZM167 104V105H166ZM243 104V105H242ZM256 104V105H255ZM5 105V108L3 107ZM20 105H21V107H20ZM22 105H24L23 107H22ZM26 105V106H25ZM94 105V106H93ZM16 108H18L19 109V107H20V109L19 110H21L20 112H19V110H18V112L16 111L17 109H15V107ZM65 106V107H64ZM73 106L74 107H76L75 109L77 110H75V109H72L73 108ZM95 106H100L101 108H99V110H101L102 111V113H100V112H98L99 110H98V108H96L98 111H96L95 110ZM111 106H114V107H111ZM117 106V107H116ZM157 106V107H156ZM165 106V107H164ZM254 106V107H253ZM11 107V108H10ZM68 107V108H67ZM70 107H72V108H70ZM170 107V108H169ZM8 109V111H7V109ZM12 108H14V109H12ZM70 108V112H69V110H67V111H65L66 109H69ZM81 108V110H80V112H79V109ZM115 108V109H114ZM127 108V109H126ZM167 108V109H166ZM253 108V109H252ZM10 109H12V110H10ZM46 109V110H45ZM151 109V110H150ZM155 109V110H154ZM165 109H166V111H165ZM110 110V112H108ZM125 110V111H124ZM261 110V111H260ZM12 112L13 113V115L15 116V121H14V116L12 115V113H10V115H7V113H9V112ZM46 111V112H45ZM48 111V112H47ZM92 111H94V115H93V113H91ZM150 111V112H149ZM26 112H25V114H26ZM76 112V116L78 117V118H76V116H74L75 113ZM90 112V113H89ZM99 113V115H98V117H96L95 116V114L96 113ZM220 112H224V110L223 109H221L220 110ZM220 112H218V113H220ZM44 113H46V114H44ZM55 113V114H54ZM65 113H64V115H65ZM79 113V114H78ZM97 113V114H98ZM107 113H109V114H107ZM117 114V115H115V114ZM185 114H183V115H181L180 117H179V119H181L182 117V119L181 120H179L178 122H177V124H176V126H178V127H176V129H175V131H179V129L181 128L182 129V131L181 132H184L183 131V129L185 130V134H183V136L184 135H186L188 132H189V134L188 135H186V137L188 138V136H189V138H190V136H192V135H194V134H196L197 132V134L196 135H200L201 133H202V135H203V133L204 132H201V131H204V128H206L207 127V129L206 130H209L210 131V133L212 132V134L214 133H216V132H218V135H221L224 139L226 138L225 137V135L227 136V140H228V137H229V140H228V142L230 141L232 144H231V146H232V148H233V145H234V150H239V149H243L244 147H239L240 146V144H239V142H238V140H237V138H234V137H230L229 135H227V133L224 131H222L223 130V128H221V127H223V126H216V125H214V124H212L211 122H205L206 124H208V125H205L204 124V126H200V125H202L203 123H201L200 121L202 120V118L200 119V121L197 119L196 121L194 120V123H193V120L192 121H187V119L189 118H187V115H189V114H187L186 112H184ZM17 114H19V115H17ZM24 114V115H25ZM42 114V115H41ZM44 114V115H43ZM49 114V116H47ZM51 114V115H50ZM57 114V115H56ZM91 114V115H90ZM104 114V116H105V118H103V119H106V115ZM111 114H112V116H111ZM126 114H127V118H126ZM153 114H155V115H153ZM187 114V115H186ZM12 115V116H11ZM36 115V116H35ZM102 115V116H101ZM119 115V116H118ZM143 115H144V119H143ZM10 118H9V117ZM45 118L46 116H47V120L49 119V118H52V119H49L47 122H46V118L44 119V121L46 122L45 124H44V121H42L43 120V118ZM51 116V117H50ZM58 116V119L56 118ZM101 116V118H99ZM111 116V118H109ZM7 117H8V119L10 120L11 119V117H12V120H10V122L8 123L7 122ZM17 117L19 118V119H17ZM40 117V118H39ZM74 117H75V119H74ZM92 117H94L95 118V120H96V123H94L93 121H95V120H93L94 118H92ZM117 117H119L120 118V120L117 118ZM151 117H153L152 119H151ZM154 117H155V119H154ZM261 117V118H260ZM3 118H5V120L3 119ZM65 118H66V121H64L65 120ZM70 118L72 119L73 118V120H70ZM85 118V119H84ZM89 118H90V120H89ZM92 118V119H91ZM96 118H98V119H96ZM115 118V120H113V119ZM116 118L119 120H116ZM148 118H150L149 120H148ZM157 118L159 119V122H158V120H157ZM236 118V119H235ZM235 120L236 121H242L243 119L242 118H240V116H235ZM2 119V120H1ZM7 119V120H6ZM17 119V120H16ZM35 119V120H34ZM42 119V120H41ZM63 119V120H62ZM112 119V120H111ZM5 122H4V121ZM33 120L35 121L34 122V125H33ZM60 122H59V121ZM92 120V121H91ZM98 120V121H97ZM154 120V121H153ZM157 120V121H156ZM11 121L14 123H12V124H10L11 123ZM63 121H64V123H63ZM89 121V122H88ZM101 121V122H100ZM113 121V122H112ZM114 121H117V123H115ZM128 121V120H127ZM125 122L126 124H128L129 126L132 124V123H135L133 120L131 121V123L128 121V122ZM156 121V122H155ZM182 121V122H181ZM199 121V122H198ZM8 123L7 125L8 126H5L4 125V123ZM39 122V123H38ZM41 122H43L42 124H41ZM54 122V123H53ZM65 122H66V124H68L67 126V128L69 129V131H68V129L67 128H65L66 127V124H65ZM72 122V123H71ZM87 122H88V124H87ZM100 124V128H98L97 127V129H96V127L94 128V126L97 124V126L99 125L98 123ZM112 122V123H111ZM148 122V123H147ZM184 122V123H183ZM26 123H27V126H26ZM31 125H30V124ZM70 123H71V125L73 126V124H74V128L72 127H70L71 125H70ZM90 123V124H89ZM91 123H93V124H91ZM180 123H182V124H180ZM200 124V125H198V124ZM17 124V123H16ZM54 124V126L53 127H55L56 129V131L57 132H59V133H62L63 131V136H59V135H61V134H59V133H55V134H57V135H55L54 133H52L51 131L52 130H50L51 129V127H52V125ZM61 124V125H60ZM65 124V125H64ZM101 124L103 125L102 127L104 128V129H101L102 127H101ZM185 124H189V125H185ZM191 124V125H190ZM193 124H194V126H193ZM195 124H196V126L197 127H195ZM234 124H236V123H233V124H231V125H234ZM2 125L3 126H5V128L7 127L8 129H5L4 127H2ZM21 125V126H20ZM70 125V126H69ZM93 125V126H92ZM104 125H105V127H104ZM119 125H121L120 126V128H119ZM126 126L127 128H125L124 130H125V132L127 133V134H129L128 132H130V131H132V130H130V129H132V128H134L132 125L130 126L131 128L129 129V126ZM134 125V124H133ZM159 125V126H158ZM30 126H32V127H30ZM58 126H59V128L60 127H64L65 129H63V128H61L62 130V132H60V129L58 128ZM183 126V127H182ZM198 126H199V130H201V131H199L198 130ZM26 128L25 130L23 129V128ZM38 127V128H37ZM80 129H79V128ZM93 127V128H92ZM106 127H110L111 129L113 128V129H115V130H111V131H109L110 130V128H109V130H108V128H106ZM185 127V128H184ZM188 127V128H187ZM192 127L194 128V129H192ZM4 129V131H3V129ZM11 128V127H10ZM29 128V129H28ZM34 128V129H33ZM187 128V129H186ZM196 128H197V131H196ZM12 129H10V130H12ZM40 129H42V131L40 130ZM45 129V130H44ZM48 129V130H47ZM53 129V128H52ZM67 129V130H66ZM75 129L76 130H78L79 129V132L77 131V133L76 134H78V135H76L75 134ZM91 131H90V130ZM94 129H96V131H94V132H92ZM105 130V131H101V130ZM108 130V132H107V130ZM127 129V130H126ZM135 129V128H134ZM133 129V130H134ZM190 129V130H189ZM220 130V131H218V130ZM10 130H8V131H10ZM31 130H32V132H31ZM66 130V131H65ZM83 130V131H82ZM90 132H92L91 133V137H90V135H89V131ZM117 130V131H118ZM187 130V131H186ZM196 132H195V131ZM213 130V131H212ZM242 130H245V128H243ZM7 131V137H9L8 136V133L10 134V132H8ZM26 131V132H25ZM28 131V132H27ZM35 131V132H34ZM38 131V132H37ZM73 131H75V132H73ZM174 131V133H177V132H175ZM247 131V133H250L248 130H246ZM50 132V133H49ZM66 132V133H65ZM88 132V133H87ZM181 132H178V133H181ZM191 132V133H190ZM200 132V133H199ZM220 132V133H219ZM24 133H31V134H24ZM70 133H71V135H70ZM73 133V134H72ZM84 133V134H83ZM94 133V134H93ZM100 133V134H99ZM112 133H110V134H112ZM194 133V134H193ZM15 134V135H14ZM37 134V135H36ZM43 134H45L44 136H43ZM49 134V135H48ZM52 134L54 135V136H52ZM86 134H88V137H86ZM104 136H103V135ZM18 135V134H17ZM27 137H26V136ZM29 135V136H28ZM42 137H41V136ZM74 135H76V136H74ZM84 135H85V138L87 139H89V140H87V142L85 143V144H80V142H83L84 143V141H86V139L84 140L83 138H84ZM106 135L108 136V137H106ZM130 135H132V133H130ZM196 135H194V137H192L193 139H196V138H202L201 136L199 137V136H196ZM11 136H10V141H11ZM58 136H59V138H58ZM182 136V135H181ZM54 137V138H53ZM66 137V138H65ZM76 137V138H75ZM97 137V138H96ZM130 137V136H129ZM196 137V138H195ZM18 138V139H17ZM27 140H26V139ZM30 138V139H29ZM35 138V139H34ZM53 138V139H52ZM62 138V139H61ZM74 138V139H73ZM108 138V141L106 140H104V139H107ZM121 138V137H120ZM133 136L132 137H130L129 138V140L126 142V145H127V148H126V151L127 152H131V153H133L132 151L134 150V147L136 148V145L138 146V142H136L135 140V142H132L133 140ZM37 139V140H36ZM46 139V140H45ZM56 139V140H55ZM58 139V140H57ZM93 141H92V140ZM28 140H30V141H28ZM35 140V141H34ZM81 140V141H80ZM84 140V141H83ZM100 140H101V142H100ZM102 140L104 141V142H102ZM192 140V139H191ZM200 140H202V139H200ZM226 140V139H225ZM72 141V142H71ZM99 141V142H98ZM116 141V140H115ZM167 143H169V144H167ZM207 141V140H206ZM45 142V143H44ZM48 142V143H47ZM58 142V143H57ZM89 142V143H88ZM106 142V144L108 145V143L110 144V145H112V148L115 146V145H117V146H115L116 148V150H117V152H116V150L114 149V152L113 153H111L112 151L111 150H113L112 148H110L109 149V147H111V146H107V145H105L104 143ZM153 144H151V143ZM204 143H205V141H203ZM36 143H37V145H36ZM50 143V144H49ZM53 143V144H52ZM101 143H103V145H104V147L102 146V145H100ZM132 145H131V144ZM134 143V144H133ZM142 143V141L141 142H139V144H141ZM147 143H148V145H147ZM161 143H162V145H164L163 146V148H162V145H161ZM237 143L239 144L238 145V148H236L237 146ZM31 143H29V146L30 145H32ZM78 144H74L75 146L76 145H78ZM88 144V145H87ZM95 144H97L96 145V147H98V149L99 150H101V148L103 147V149L105 148V154L106 153H108V156H110L111 157V155L113 156V157H111L112 158V160H111V158L110 157H107L104 153H102L103 152V149H102V151L100 152V151H98V152H100L99 154L101 155H105V157H106V159L104 160L103 159V156H100L99 158H100V160H101V163L103 162V161H105L104 162V166H105V163L108 165L109 163H112V165L113 164H117L116 162L118 161L119 162V167H118V165L114 168L112 165H111V167H112V169H114V170H112V169H110V170H112V171H109V169H107V168H104L105 170H106V172H104V171H102V174H104V173H106V174H104V178H103V176H101L102 174H101V170H100V174H99V171L97 172L96 170H97V168H98V166L97 165H99L100 164V160H99V158L97 157L98 156V153H95L98 149L97 148H95ZM115 144V145H114ZM158 144V145H157ZM167 146H166V145ZM184 144V145H183ZM24 145V146H25ZM38 145H39V147H38ZM80 145H83V149H82V146H80ZM99 145V146H98ZM114 145V146H113ZM134 145V146H133ZM150 145V146H149ZM151 145H152V147H151ZM171 145V146H170ZM205 145H206V143H205ZM41 146V147H40ZM105 146H107V147H105ZM236 146V147H235ZM33 147V148H32ZM77 147V146H76ZM81 147V148H80ZM133 148V150H131L132 148ZM148 147H150V149L148 148ZM153 147H154V149H153ZM170 147V148H169ZM36 148H38V150H39V152H40V154L38 153V150L36 149ZM39 148H41V149H39ZM156 148H158L157 150H156ZM167 148H169V149H167ZM50 149V150H49ZM84 151L83 152V154L81 153L82 152V150ZM94 149V150H93ZM97 149V150H96ZM163 149V150H162ZM32 150H34V151H32ZM107 150H109V151H107ZM136 150H138V147L136 148ZM152 150L154 151V150H156V151H154V152H152ZM171 150H172V152H171ZM188 150H190V151H188ZM35 151H37V152H35ZM43 151H44V153H43ZM75 151V152H74ZM95 151V152H94ZM160 151H162V152H160ZM164 151V152H163ZM188 151V152H187ZM242 151V152H241ZM79 152V153H78ZM129 152V153H130ZM136 152V151H135ZM134 152V153H135ZM167 152V153H166ZM171 152V153H170ZM191 152V153H190ZM237 152H239V151H237ZM47 153V154H46ZM73 153V154H72ZM77 153V154H76ZM92 153V154H91ZM93 153H95V154H93ZM111 153V154H110ZM119 153V157L116 155V154H118ZM152 155H154V157H156V158H152L151 156V154ZM160 153V154H159ZM172 153H174L173 155H171ZM176 153V154H175ZM179 153H180V151H179ZM239 153H241V156H242V158H244L245 156H246V153H249L248 151H246V149H243V150H240V152ZM37 155V156H35V155ZM45 154V155H44ZM91 154V155H90ZM110 154V155H109ZM250 154V153H249ZM249 154H247V156L244 158L246 161H249V159L251 158L250 156H252L253 154H252V151H251V155L250 156H248ZM29 156V158H30V155L32 156L30 159H31V161H29L30 159L28 158V156ZM34 155V156H33ZM39 155H40V157H39ZM69 155V156H68ZM81 155V156H80ZM84 155V156H83ZM88 155H90V157H92L93 159H91ZM94 155V156H93ZM115 155V156H114ZM148 155V156H149ZM167 155L168 157H170V160L167 158V156H166V158H164V159H166V160H164L163 161V157H165V156ZM26 156H27V158H26ZM172 156H174V157H172ZM33 157H35V159L33 158ZM43 157V158H42ZM77 157V158H76ZM80 157H82V160H83V162L85 161L86 162V160H87V162H86V165L89 163L88 161H90V159L91 160H93V162L94 161H96V159H98L99 161H96L97 162V165L96 164H91L92 163V161L88 164V167L87 168H89V169H87L86 168V166H85V162L82 164V160H81V158ZM83 157H84V159H83ZM95 157V158H94ZM104 157V158H105ZM115 157V158H114ZM157 157H158V159H157ZM24 158V157H23ZM33 158V159H32ZM39 158V160H37ZM40 158H42V160L43 161H41V165H39V162H40ZM47 158V159H46ZM79 158H80V160H79ZM86 158H89V159H86ZM107 158L109 159V160H107ZM117 158V159H116ZM119 158V159H118ZM122 158H123V156H122ZM149 158V157H148ZM179 158V159H180ZM184 158V157H183ZM249 158V159H248ZM78 159V160H77ZM86 159V160H85ZM103 159V160H102ZM113 159L115 160V161H113ZM178 159V158H177ZM32 160H33V162L35 163V161L37 160L38 161V163L36 162V166H35V168H34V166H33V162H32ZM35 160V161H34ZM44 160H46V161H44ZM70 160V159H69ZM75 160V161H74ZM120 160V161H119ZM171 160H172V164H173V166H172V164L170 163L171 162ZM175 160V161H174ZM182 160H184V161H182ZM20 161H22V163L24 164L25 163V165H23V167H25V166H28L27 168V170L29 171V170H32L31 171V173H29V172H27V173H23V171H25L26 170V167H25V170H24V168H22V165H20L21 164V162ZM50 161V162H49ZM74 161V162H73ZM80 161L81 163H78V162ZM106 161H108V162H106ZM180 161H182V162H180ZM20 162V163H19ZM27 162H29V163H27ZM95 162V163H96ZM123 162H124V159H123ZM122 162V163H123ZM132 162V163H133ZM143 162V161H142ZM179 162H180V165H179ZM17 163V164H16ZM26 163H27V165H26ZM75 163V164H74ZM78 163V164H77ZM153 163V164H152ZM174 163H175V165H174ZM176 163L178 164V165H176ZM29 164H31L30 166H29ZM76 164H77V166H76ZM101 164V165H102ZM184 164V163H183ZM182 164V165H183ZM80 165H81V167H80ZM89 165H92V166H94V171L95 172H97V174H99L100 176L98 177L97 175H96V173L92 170V171H90V169H91V167L92 166H89ZM102 165V166H103ZM106 165V166H107ZM110 165V164H109ZM170 165H171V167L173 168H171L170 167ZM199 165H200V167H199ZM202 165V166H201ZM206 165V166H205ZM21 166V167H20ZM76 166V167H75ZM84 166V167H83ZM97 166V167H96ZM100 167V168H98V170L99 169H102L103 167ZM130 166V167H129ZM137 166H140V168L143 170V171H145L146 170V173H143V171H141V169L139 168V167H137ZM144 166H147L148 168H145ZM169 166V167H168ZM196 166H198L197 168H196ZM13 167H15L16 169H14ZM20 167V168H19ZM32 167V168H31ZM83 167V168H82ZM120 167H123L122 169H120ZM142 167H144V169L142 168ZM176 167H178L177 169H179V170H175V171H179L178 173H179V175H178V178L181 176V180L183 181H180V185H179V189H180V191L181 192H177V191H179V190H177V188H178V180H174V182L175 181H178L177 182V184L175 183V185L174 186H176L177 188H175L174 186H173V178H177V177H175V176H177V175H173V172H175L174 171V168L176 169ZM188 167V166H187ZM194 167V168H193ZM204 167H205V169L206 170H203L204 169ZM206 167H208V168H206ZM0 168H2L1 166H0ZM11 168V170H13L14 171V173H13V171L11 172V170H9V169ZM23 169V170H21V171H19L18 169ZM31 168V169H30ZM34 168V169H33ZM36 168H38V170H36ZM40 168V169H39ZM78 168V169H77ZM82 168V169H81ZM84 168H85V170L87 169L88 171H90V173L86 170L85 172H87V173H85L83 170H84ZM136 168V169H135ZM138 168H139V171L141 172V174H139V172H138ZM150 168H152L153 170H155V168L158 170V168L161 170V171H157V170H155L156 172H157V174L156 175H158V176H160V175H162V176H160L161 178H160V181H162V182H160L159 181V179H157L158 177H156V175H155V178H154V174L151 176V173L153 172V170L151 171L150 170ZM202 168V169H201ZM211 168V169H210ZM75 169V170H74ZM79 169L81 170L80 172L82 173L81 175H80V173L78 172L79 171ZM92 169H93V167H92ZM119 169V170H118ZM125 169V170H124ZM150 170V171H148V170ZM165 169V170H164ZM194 169H196V172H195V170ZM216 170V172H215V170ZM9 170V171H8ZM26 170V171H27ZM35 170V171H34ZM40 170V172L39 173H37L38 171ZM71 170V171H70ZM76 170H78V171H76ZM103 170V169H102ZM116 170H118V171H116ZM129 170H130V172H129ZM135 170H137L136 172H138L137 174H135ZM162 170H163V172H162ZM168 170V171H167ZM173 170V171H172ZM199 172H198V171ZM201 170V171H200ZM209 170V171H208ZM0 171H4L3 170V168L2 169H0ZM109 171V172H108ZM113 171H114V173H113ZM119 171H120V173H119ZM122 171V172H121ZM133 171H134V174L135 175H132V173H133ZM167 171V172H166ZM184 171V172H185ZM205 171H206V173H208V175L207 174H205ZM211 171H213V172H211ZM71 172V174H69ZM75 172V173H74ZM84 172V173H83ZM91 172H92V177H91ZM104 172V173H103ZM110 172H111V174H110ZM150 174H148V173ZM158 172H159V174H158ZM162 172V173H161ZM177 172H175L174 174H178ZM209 172H211V173H209ZM5 172L3 173V174H6ZM21 173H19L20 175H21ZM33 173H34V176H33ZM79 173V174H78ZM95 173V174H94ZM121 173H123L122 175H121ZM130 173H131V175H130ZM153 173H155V172H153ZM161 173V174H160ZM164 173V174H163ZM167 173V176L165 175ZM168 173L171 175H173V177L171 176L170 177V175H168ZM194 173V174H193ZM0 174H1V172H0ZM29 174H32V176L31 177H29L30 175ZM55 174V173H54ZM75 176V178H77V176L75 175V174H77V175H80V176H78V178L80 179V181H76L77 179H73V178H70V177H68V176H72L73 177V175ZM84 174H86L85 176H84ZM110 174V175H109ZM119 174V175H118ZM129 174V175H128ZM144 174H146V176H147V174L149 175V176H145ZM191 174H192V176H191ZM210 174L212 175V176H210ZM23 175V176H24ZM59 175L61 176V177H59ZM89 175V176H88ZM96 175V176H95ZM107 176V180L108 181H110V182H106V180H105V177ZM123 177H121V176ZM142 175H143V177L145 176V181L147 180V181H149L148 179H150V181L149 182H151L152 181V179L153 180H155V179H157V181L155 182V181H152V182H154V183H148L149 185V187H147V185H145L146 183H144L145 181L143 180V177H142ZM205 175H207L206 176V178H205ZM35 176V182L37 181L36 179H38L39 181L40 180H42V181H44V183H45V185L46 184H51V182L49 181V180H43V178L45 179V177H43L42 175H40L41 177H43V178H41L40 177V179H39V177L37 176L36 177ZM85 178H84V177ZM95 176V177H94ZM112 176V177H111ZM133 177V179L132 178H130V177ZM135 176H140L139 178H136ZM163 176H165V178L163 177ZM82 177L84 178L83 179V181H82ZM89 177V178H88ZM96 177H98V178H100L99 180H94V178H96ZM102 177V178H101ZM111 177V178H110ZM118 177H119V179H118ZM149 177V178H148ZM150 177H153V178H150ZM182 177H183V179H182ZM186 177V178H185ZM208 177H211V178H208ZM27 178V177H26ZM93 178V179H92ZM97 178V179H98ZM113 178V179H112ZM129 178V181L127 180ZM134 178H136L137 180H135ZM142 178V179H141ZM167 178H168V180H169V178L171 179L172 178V180H169L170 182L168 183L166 180H167ZM188 178H191V179H188ZM199 178V179H198ZM207 178H208V180H207ZM61 179V180H60ZM70 179H72V180H74V182H72V180H70ZM91 179V180H90ZM138 179H141V181L140 180H138ZM163 179H166L165 180V182H164V180ZM186 179V181H190L189 182V184L187 185L185 182L186 181H184ZM188 179V180H187ZM197 179V180H196ZM66 180L68 181V180H70V182H69V184H68V182H66ZM115 180V181H114ZM125 180H127V182H125V184L124 183H122V182H124ZM143 180V181H142ZM191 180H196V185L198 186L199 184H200V188H199V186H198V191L196 192V189H195V191L194 192H196V193H193V191H190L189 193L190 194H192V196L194 197L193 199H194V201L191 199L192 197H191V195H189L188 194V191L191 189V187H190V185H192V184H190L191 183ZM37 181L36 182V184L39 186V184L40 185H43L44 183L42 182V181ZM47 181V182H46ZM49 181V182H48ZM82 181V182H81ZM93 181V183H94V181H95V184L93 185V183H91ZM96 181H97V183H96ZM100 181H102V182H100ZM130 181H131V183H130ZM137 182L138 181V184H139V182H140V186L136 183V187H135V185L133 184V182ZM39 182V183H38ZM76 182H80V183H82L81 184V187L79 186H76L77 184H75ZM99 182H100V184H99ZM104 182V184L106 183H108L109 184V187H107V188H105V185L103 186V188H105V189H103V190H106V191H104V193L105 194H102L103 193V190H101V185H102V183ZM116 182V183H115ZM119 182H120V184H119ZM129 182V183H128ZM171 182H173L172 184H170ZM206 182V183H205ZM208 182V183H207ZM43 183V184H42ZM60 183L62 184L61 186H60ZM75 184L74 186V188H71V189H73V191H75L74 193L73 192H71L70 193V191L71 190H69L70 189V187H71V184ZM80 183L78 184V185H80ZM92 185H91V184ZM156 183V185H154ZM159 183V184H158ZM160 183L163 185L162 187H159V185H160ZM168 183V185H166ZM188 183V182H187ZM199 183V184H198ZM73 184H72V187H73ZM88 184H90V185H88ZM108 184L106 185V186H108ZM111 184H112V186H111ZM121 184H123V185H121ZM127 184V185H126ZM129 184L130 185H133V187H135V189L132 187V186H129ZM141 184H143V186H145L144 188L146 189V188H148L147 190H145L144 188H142V186H141ZM150 184L152 185V186H156L155 187V190H156V192L159 194H161V192H162V195H160L161 197H159V198H162L163 196V199H159L161 202H159V200H158V202L157 203H155L156 201H155V199L157 200V198H158V194H157V196L154 194V195H152L153 194V191L151 190V191H149L150 189L149 188H151L150 187ZM169 184H170V187H173L172 189H174L173 191H172V189H170L169 188ZM182 184V185H181ZM208 184H209V186H208ZM246 184V183H245ZM244 184V185H245ZM252 184V185H251ZM250 184V186H248L249 184L247 183L246 184V186H244V190H245V194L247 193L248 195H252V194H254L255 192H256V186H255V184L254 183H251ZM45 185H43L42 187H41V189L44 187V188H46V186ZM70 185V186H69ZM115 185V186H114ZM117 185V186H116ZM157 185H158V187H157ZM203 185H205V186H203ZM208 187H207V186ZM50 186H52V185H50ZM49 186V187H50ZM64 186H65V188H64ZM90 186V187H89ZM92 186L94 187V189L92 188ZM164 186H166L165 188H167V189H164ZM185 186V187H184ZM196 186V187H197ZM253 186V187H252ZM48 187V188H49ZM78 187V188H77ZM86 187V188H85ZM96 187V188H95ZM112 188V189H109V188ZM118 187L120 188V190L118 189ZM129 187H131V188H129ZM141 189V190H139V188ZM181 187H183V189L181 188ZM187 187H189V188H187ZM211 187V188H210ZM246 187V188H245ZM247 187H248V189H247ZM251 187V188H250ZM43 188V189H44ZM63 188H64V190H63ZM79 188H81V189H79ZM82 188H84V193L86 192L85 190H90L92 193H94V194H92L89 190H88V192H90V193H87L90 197H88V196H86L87 198H89V200L90 199H92L93 200V202L91 203V201L89 202V200L87 199V198H85L83 195H84V193H83V195H82ZM88 188V189H87ZM161 188H162V191H161ZM208 188V189H207ZM250 188V189H249ZM47 189V188H46ZM69 190V191H67V190ZM81 190V191H79V190ZM107 189H109V190H107ZM132 189L135 191L136 190V192L135 193H140V191H142L141 193H143L144 194V197H145V195L147 194V196H149V199H148V197H146L147 199H145L147 202H146V204L149 206L150 205V208H151V203L152 202H154L155 203V205H154V207H153V209L154 210H152V212H153V214L150 212L151 211V209L150 208H148V210H147V205L145 204L144 205V203H145V201H143V196L141 197V199H142V201H140V195L141 194H139L138 195V197H137V194H136V196H135V194L134 193H132ZM139 191H138V190ZM144 189V190H143ZM151 189H153V188H151ZM164 189V190H163ZM170 189V190H169ZM182 189V190H181ZM203 189V190H202ZM253 189V190H252ZM101 190V191H100ZM111 190V191H110ZM114 190V191H113ZM119 190V191H118ZM128 190H129V192H128ZM154 190V191H155ZM165 190H168L169 191V193H167V191L166 192H164ZM205 190V191H204ZM247 190V191H246ZM64 191H65V193H64ZM67 191V192H66ZM76 191H77V193H76ZM94 191V192H93ZM133 191V192H134ZM138 191V192H137ZM145 191H149V192H147V193H144ZM161 191V192H160ZM175 191V192H174ZM187 191V192H186ZM201 191V192H200ZM202 191H203V194L204 195H202ZM208 191V192H207ZM248 191H250V192H248ZM79 192V193H78ZM81 192V193H80ZM111 192H112V194H111ZM171 192V193H170ZM172 192H174V193H172ZM186 192V193H185ZM192 192V193H191ZM205 192V193H204ZM79 194V195H76V194ZM100 193V194H99ZM119 193V194H118ZM121 193V194H120ZM127 193H128V195L129 194H131V196L134 194V196H133V198H131L130 197V195L128 196L127 195ZM148 193H150L149 195H148ZM152 193V194H151ZM155 193V192H154ZM167 196L168 195V197H169V199H167V197H165V195ZM177 193H179V195L177 194ZM180 193H181V195H183V196H180ZM185 193V194H184ZM198 193H200L202 196H204V198L202 197V196H200L199 198H198ZM210 193V194H209ZM70 194H75L74 195V198H73V195H70ZM101 194L102 195H104V196H107V197H103V196H101ZM114 194V195H113ZM142 194V195H143ZM198 196H197V195ZM207 195V197H206V195ZM94 195V196H93ZM124 195V196H123ZM127 195V196H126ZM170 195H172V196H170ZM178 195V196H177ZM195 195V196H194ZM261 195V194H260ZM79 197V198H81L82 199V201H81V203H79L80 201V199L79 198H76V197ZM93 196V197H92ZM108 196H109V199H107L108 198ZM152 196L154 197V196H156V198H152ZM179 196H180V198H179ZM188 196V197H187ZM190 196V197H189ZM72 197V198H71ZM83 197V198H82ZM100 197V198H99ZM114 197V198H113ZM119 197V198H118ZM129 197V198H128ZM135 197H137V199H139L138 201V205H137V209L141 206V204L142 205H144V207H145V209L146 210H144V207H142L141 206V208L142 209H139L140 211L142 210V211H147V212H142L141 214H139V213H136V215L134 214L135 212H130L129 213V211H131L132 209H133V207H136V203H137V199L135 198ZM176 197V198H175ZM264 197V195H261V197H259L258 198V200H260L261 201V203L262 204H264V199H261V198H263ZM70 198V199H69ZM75 198H76V202H78L77 204H76V202H75ZM122 198V199H121ZM152 198V199H151ZM186 198V199H185ZM187 198H189L188 200H187ZM195 198H197V199H195ZM201 198V201L200 200H198V199H200ZM54 199V198H53ZM67 199V200H66ZM69 199V200H68ZM77 199H78V201H77ZM85 199V200H84ZM102 201H101V200ZM105 199V200H104ZM111 199L113 200V201H111ZM124 199V200H123ZM128 199H130V200H128ZM131 199L132 200H136V203H135V201H131ZM151 199V201H149ZM164 199L166 200V201H164ZM191 199V200H190ZM23 200H25V199H23ZM74 202H73V201ZM115 200H117V201H115ZM126 200H128L127 201V203H126ZM169 201V203H168V201ZM178 200V201H177ZM182 202H180V201ZM25 201H28V200H25ZM148 201H149V204H148ZM177 201V202H176ZM192 201L193 202H195L193 205L192 204H190L189 205V203H192ZM259 201V202H260ZM58 202V203H57ZM70 202V203H69ZM73 202V203H72ZM101 202H102V205H100L101 204ZM114 202H115V204H114ZM123 202V203H122ZM131 202V203H130ZM132 202H134L135 204L133 205V203ZM142 202V203H141ZM163 202H164V204H166V206L167 205H169V207H166L165 205H162L163 204ZM177 203V204H175V203ZM201 204H200V203ZM66 203V204H65ZM69 203V204H68ZM71 203H72V206H73V204H74V208L72 207V210H71ZM84 203V204H83ZM125 203V204H124ZM131 205H130V204ZM139 203H140V206H139ZM172 203H174V204H172ZM22 204V206L23 207H20V206H17V207H15L14 209H17V210H23L24 208H25V210H23V211H28L29 213L28 214H17V213H15L14 211V209H11V208H9V209H11V210H13V211H10L9 209H7V208H5V209H2V208H0V264H65L66 263V260H67V253L65 252V249H64V252H63V250H62V247L63 246H61V242H59L58 240H60L61 241V239H60V231L58 230L59 229V227H60V224H61V222H59L58 221V214L57 213H53L52 211H47L46 212V210H43V209H41V208H39L38 207V205H36V204H34L33 202H24V203H21ZM68 204V205H67ZM86 204V205H85ZM113 204V205H112ZM124 204V205H123ZM172 205V208L170 209V207H171V205ZM179 204V205H178ZM184 204H186V206L184 205ZM196 204V205H195ZM198 204V205H197ZM203 204V205H202ZM81 205H82V207H81ZM85 205V206H84ZM89 205V206H88ZM91 205H94V206H91ZM97 205V206H96ZM111 205V206H110ZM120 205L122 206V207H120ZM127 205V207H125ZM153 205V204H152ZM177 205V206H176ZM184 205V207H187V205H188V207L186 208V209H191V212L189 211V210H187L186 211V209H183V207L182 208H180L181 206H183ZM201 206V208H199L200 206ZM25 206V207H24ZM75 206H79L80 208H78V207H75ZM156 206H164L163 208L162 207H159L160 209H162V211L164 210V208L167 210H164V212H161L160 213V209L159 208H157ZM178 206H180V207H178ZM198 208H197V207ZM203 206V207H202ZM129 207H131V208H129ZM21 208H23V209H21ZM65 209L64 210V212L66 213V215H67V212H69L68 214H70V215H68V216H66L64 213H63V209ZM67 208V209H66ZM111 208V209H110ZM125 208H127V209H125ZM129 208V209H128ZM157 208V209H156ZM193 208V209H192ZM81 209H82V211H81ZM97 209V210H96ZM120 209H122V210H120ZM135 209L136 208H134V211H135ZM137 209H136V212H137ZM173 210V211H171L170 212V210ZM185 211H183V210ZM200 209L202 210V211H200ZM70 210V211H69ZM78 210H80V211H78ZM118 210V211H117ZM124 210V211H123ZM125 210H127V212L129 213L128 215H127V212L125 211ZM158 211L159 213H155L156 211ZM179 210V211H178ZM193 210H195V211H193ZM197 210V211H196ZM76 213H75V212ZM140 211H138V212H140ZM155 211V212H154ZM175 211V212H174ZM181 211V212H180ZM79 212H81V213H79ZM83 212V213H82ZM108 212V213H107ZM113 212V213H112ZM122 212H124V213H126V214H123ZM148 212L149 213H151L152 214V216H151V214H148ZM173 212V215L171 214ZM195 212V213H194ZM33 213H35L34 215H33ZM116 213H120V214H116ZM148 215H147V214ZM166 213H168V215H169V217L168 216H166L167 214ZM170 213V214H169ZM179 213H180V215H179ZM190 213V214H189ZM193 213V214H192ZM207 213H210V214H208L207 215ZM73 214H75L73 217H72V215ZM82 214V215H81ZM122 214V215H121ZM135 215V217H134V215ZM139 214V215H138ZM156 214H157V218H156ZM163 214V215H162ZM188 214H189V216H188ZM193 216H192V215ZM196 215V217H195V215ZM198 214H199V216H198ZM115 215H118L119 216V218L120 219H118V216H115ZM124 215V216H123ZM129 215H133L132 216V218L129 216ZM137 215H138V217H137ZM143 215H145V216H143ZM155 215V219L157 220L158 219V216H160L159 218L160 219H158L157 221L155 220V219H153V216ZM162 215V216H161ZM165 215V217H163ZM182 215V216H181ZM190 215H191V217H193V218H190ZM205 215H207L206 216V219L205 220H202V219H204V218H202V217H205ZM250 215V214H249ZM113 216V217H112ZM126 216H129L128 217V219H130V220H128V219H126L127 217ZM141 216H143L144 218H142L141 217V220L142 219H144V221H146V222H144V221H142V222H144L143 224H141L140 223V217ZM151 216V218L153 219V224H151L152 223V220H151V218H149ZM172 216V217H171ZM181 216V217H180ZM198 216V217H197ZM215 216H216V219H215ZM230 216V217H229ZM233 216V217H232ZM244 216V217H243ZM246 216H248L247 218H245ZM112 217V218H111ZM123 217H125V218H123ZM137 217V221H136V218ZM145 217H148V219H150L151 220V222L150 221H148V222H150V224H151V226L149 227V225H148V222H147V218H145ZM184 219H183V218ZM212 217V218H211ZM222 217H223V219H222ZM231 217H232V220L233 221H231ZM73 218V219H72ZM102 218V219H101ZM122 218V219H121ZM133 218H134V220H133ZM163 218V219H162ZM169 218V219H168ZM177 218H178V220H177ZM201 219V221H200V219ZM228 218H230V220L228 219ZM242 218V219H241ZM53 219V220H52ZM112 219V220H111ZM167 219H168V221L169 220H171V221H167ZM180 219V220H179ZM193 221H192V220ZM210 219V220H209ZM244 219V220H243ZM116 220H117V222H116ZM159 220H161L160 221V226H155V223H157L158 225H159ZM165 220V221H164ZM185 220H188V221H185ZM195 220V221H194ZM211 220H212V222H211ZM224 220V221H223ZM246 220V221H245ZM57 221V222H56ZM81 221V222H80ZM110 221L112 222V223H110ZM126 221H127V223H126ZM128 221H129V223L131 224V225H133L132 227L133 228H131V225L130 224H128ZM132 223H131V222ZM139 221V222H138ZM180 221V222H179ZM182 221H184L183 223H182ZM190 221V222H189ZM197 221V222H196ZM200 221V222H199ZM221 221V222H220ZM224 223H223V222ZM229 221H230V223H229ZM241 221V222H240ZM250 221H252V222H250ZM119 222H121V223H119ZM136 222H138V223H136V226H135V223ZM163 222V224H161ZM166 222V223H165ZM168 222V223H167ZM174 222V223H173ZM187 222H188V226H187ZM211 222V223H210ZM216 222V223H215ZM228 222V223H227ZM245 222V223H244ZM115 223V224H114ZM119 223V224H118ZM145 223H147V224H145ZM165 223V224H164ZM176 223V224H175ZM185 223V224H184ZM191 225H190V224ZM196 223V224H195ZM200 223H201V225H202V227H204L205 229H206V231H205V229L204 228H202L201 227V225H200ZM205 223V224H204ZM210 223V224H209ZM222 225V227L220 226V224ZM226 223V224H225ZM251 223V224H250ZM110 224V225H109ZM126 224H128L129 225V228L127 227V230H126V228H125V226H128V225H126ZM138 224H139V231H137L138 229L136 228L137 226H138ZM156 224V225H157ZM169 224V225H168ZM179 224V225H178ZM182 224V225H181ZM184 224V225H183ZM194 224V225H193ZM206 224H207V226H206ZM225 224V225H224ZM228 224H230V225H228ZM237 226H236V225ZM239 224V225H238ZM243 226H242V225ZM117 225V226H116ZM125 225V226H124ZM145 225H147L146 227H145ZM152 225H153V227H152ZM164 225V226H163ZM172 225V226H171ZM176 225H178V229H181V230H178L177 229V226ZM198 227V225H199V229L196 227V226ZM236 226V227H234V226ZM252 225V229H251V226ZM56 226H57V229H56ZM170 226V227H169ZM180 226H187V227H181L180 228ZM191 226H193V227H191ZM209 229H207L206 227ZM210 226V227H209ZM216 226V227H215ZM218 226V227H217ZM220 226V227H219ZM228 226V227H227ZM105 229H104V228ZM117 227H119L118 229H122L123 227H124V229H122L121 231L123 232V230H124V233L126 232V231H128V232H126V233H131L132 234V236L131 235H125V236H127V237H122V236H124V234L122 235V232H118V230L116 229ZM157 227H162V228H164V227H169L170 229H168L167 228V230L165 231L164 229H159L160 231L162 230L163 231V233H161L157 228V230H158V232H157V230L155 229V228ZM189 227V228H188ZM232 227V228H231ZM142 228H143V230H142ZM149 229L148 231H150V234H152L153 233V231L155 232V233H153L154 234V237L155 236H157L156 237V240H155V238L154 237H152L153 236V234L150 236V238L148 237L150 234H148V231L146 230H144V229ZM165 228V229H166ZM173 228V229H172ZM187 228H188V230H190V228H191V230L190 231H188L187 230ZM202 228V229H201ZM223 228V236H222V239H221V237H220V240H221V242H220V240H217V239H219V238H215L214 237V239L212 238V235H213V233H212V230L214 229V231L217 233L216 234V236H221L220 234L222 233V231H220V232H218L219 230L218 229H222ZM235 228H236V230H235ZM246 228V230L248 231V238H249V240H250V244H251V247H252V249L251 250H253V252H255V253H258V254H256L255 255V253H253V255H252V257L251 256H249V257H246V256H244V257H246V258H243L242 257V248H241V246H240V248H238V249H236L237 247H238V245H240L241 243H239V239H238V241H236L235 239H234V234L236 233V231L238 230V229H240L239 231H242L243 229H245ZM133 229V230H132ZM194 229V230H193ZM196 229V230H195ZM204 229V230H203ZM211 229V230H210ZM230 229H231V231H230ZM115 230V231H114ZM116 230H117V232H118V236H120L119 234L121 233V236L120 237H117V235L115 234V232H116ZM172 230H174V231H172ZM182 230H186L185 231V233H184V231H182ZM199 230V231H198ZM201 230V231H200ZM234 230V231H233ZM112 231H114V233H112ZM143 231V232H142ZM182 231V232H181ZM192 231V232H191ZM195 231V232H194ZM87 232V233H86ZM175 232H177V233H175ZM181 232V233H180ZM190 232V233H189ZM197 232H200L201 234H199V233H197ZM202 232H204V234L202 233ZM210 232V233H209ZM228 232V233H227ZM137 233V234H136ZM138 233L140 234V235H138ZM142 233H144V235H145V233L148 235V236H144ZM156 233H157V235H156ZM158 233L160 234L159 236H158ZM165 233V234H164ZM188 233V234H187ZM226 233V234H225ZM231 234V233H234V234H231L230 236H232L230 239L232 240V241H230L229 242V244L226 246V244H224L225 243V241H226V239H224V238H226L227 236L229 237V235L228 234ZM86 234H89V236L88 237H86ZM91 234V235H90ZM98 234V235H97ZM102 234H104V235H102ZM107 234H111V235H107ZM169 234V235H168ZM174 234V235H173ZM177 234V235H176ZM180 234V235H179ZM192 234V235H191ZM208 234V235H207ZM225 234V235H224ZM57 235V236H56ZM81 235H83V236H81ZM92 235H94V236H92ZM99 235H102V238H100V236ZM113 235H116V236H114L113 237ZM136 235L138 236V237H136ZM142 235V236H141ZM163 235V236H162ZM176 235V236H175ZM179 235V236H178ZM182 235L184 236V237H182ZM188 235H189V237H188ZM197 235H200L199 237L197 236ZM96 236H98V238H96ZM107 236L109 237V238H107ZM135 236V237H134ZM140 236V237H139ZM194 236V237H193ZM204 236V237H203ZM218 236V237H219ZM58 237V238H57ZM106 237V239L104 240V238ZM116 237V238H115ZM143 237L145 238V240L143 239ZM170 237L173 239V240H170ZM177 237H180V238H176ZM199 238V240H198V238ZM252 237H254L255 239H253ZM96 238V240H94ZM111 238V239H110ZM113 238H115V240L113 239ZM130 238H132V239H130ZM138 238V239H137ZM148 238V239H147ZM159 238H161L160 240H159ZM181 238H183V239H181ZM185 238H189V239H185ZM197 238V241H199V246H197L196 244L198 243V242H196V239ZM203 238H204V240H203ZM207 238H208V240H207ZM210 238V239H209ZM94 240V241H92V240ZM108 239H110V240H114L113 242L112 241H108ZM142 239H143V241H142ZM168 239V240H167ZM176 239V240H175ZM185 239V240H184ZM195 240L194 242L192 241L191 242V240ZM211 239H212V241L214 240V242H212L211 241ZM251 239H252V241H251ZM147 240H148V242H150V241H152L151 243H150V245H149V243H148V245H147ZM164 240L166 241V242H164ZM190 240V242H188ZM207 240V241H206ZM222 240H223V242H222ZM235 240V241H234ZM253 240H255V241H253ZM105 241H107V243H105ZM137 241H139V242H137ZM155 241V242H154ZM156 241L157 242H159V243H156ZM169 241V242H168ZM170 241H172V242H170ZM173 241H175V243L173 242ZM183 241V242H182ZM219 241V242H218ZM237 242V243H234V246H233V244L231 245L230 243H232V242ZM258 242V247H257V242ZM102 241H99V243H101ZM117 243V244H115V243ZM144 242H145V244L147 245V246H144V247H146L145 249H144V247H143V245H145L144 244ZM183 243V244H180V243ZM207 242H209L210 243V245H208L207 244ZM219 243V245H218V243ZM253 242H255V243H253ZM103 243V242H102ZM111 244L110 246V248H111V251H109L110 250V248H109V245L108 244ZM113 243V244H112ZM140 243V244H139ZM163 243H165V244H163ZM171 243V244H170ZM188 243H190L191 245H190V247H188L189 245H187ZM193 243H194V246H192L193 245ZM201 243V244H200ZM217 243V244H216ZM239 243V244H238ZM108 246H107V245ZM134 244V245H133ZM141 244H143V245H141ZM168 244H169V246H168ZM172 244H173V246H172ZM175 244H176V246H175ZM213 244H214V247H213ZM216 244V245H215ZM221 244V245H220ZM115 245V246H114ZM128 245V246H127ZM130 245H131V247H130ZM171 245V246H170ZM180 245V246H179ZM202 245V246H201ZM209 246V249H208V246ZM223 245V246H222ZM225 245V246H224ZM253 245V246H252ZM118 246V251H116V247ZM182 246V247H181ZM191 246H192V248H191ZM197 246V247H196ZM206 246H207V248H206ZM215 246H220L218 249H220V250H217V253H219V254H216L217 255V257H216V255H215V253H216V251H215V249L217 248V247H215ZM230 246V247H229ZM233 248H232V247ZM125 247H128V249H130V250H128L127 248H125ZM149 247V248H148ZM154 247V248H153ZM163 247V248H162ZM166 247V248H165ZM171 247V248H170ZM186 247V248H185ZM200 247V248H199ZM228 247L229 248H232V249H228ZM236 247V248H235ZM254 247H255V251H254ZM262 247V248H261ZM124 249V251H123V253H124V255L125 256H123L121 253H122V249ZM143 248V249H142ZM148 248V249H147ZM170 250V252H169V250ZM179 248V249H178ZM181 248V249H180ZM184 248V249H183ZM194 248V249H193ZM195 248L197 249L198 248V250H195ZM210 248L211 249H214V250H210ZM261 249V252H262V254H261V252H260V250H258V249ZM128 250V252H127V250ZM155 249V250H154ZM157 249V250H156ZM161 249V250H160ZM166 249V250H165ZM190 249V250H189ZM201 249L202 250H204V251H202L203 253H202V255L200 254L201 253ZM210 250L211 251V254H210V251H208V250ZM227 249V250H226ZM263 249V250H262ZM125 250H126V253H125ZM147 250V252L145 253V251ZM188 250V252H187V254L185 253L186 251ZM228 250L231 252V253H228ZM236 250V251H235ZM239 250V251H238ZM241 250V251H240ZM115 251L116 252H118V254L117 253H115ZM130 251H132V252H130ZM141 251H143L144 252V255L145 256H147V258H148V260L149 261H147L146 259H145V257L143 256V252H142V254L140 255V253H141ZM161 251V252H160ZM182 251V252H181ZM184 251V252H183ZM195 251H200V252H196L195 253ZM206 251V252H205ZM213 251H215V253H214V255H213ZM225 251H227L226 253H225ZM234 251V252H233ZM258 251V252H257ZM150 252V253H149ZM164 252V253H163ZM170 254H169V253ZM208 252V253H207ZM223 252H224V254H223ZM240 252V253H239ZM65 253H66V255H65ZM113 253V254H112ZM114 253H115V255H114ZM131 255H130V254ZM147 253H148V255H147ZM152 253H154V254H152ZM156 253V254H155ZM160 254V257H154V256H156L157 254ZM161 253H163L162 255H161ZM166 253V254H165ZM181 255H180V254ZM184 253L186 254V256L184 255ZM190 253V254H189ZM195 254V256H194V254ZM232 253H234V254H232ZM260 253V254H259ZM106 254H107V252H106ZM110 254V253H109ZM108 254V255H109ZM120 254V255H119ZM128 254H129V256H128ZM133 254V255H132ZM139 254V255H138ZM193 254V255H192ZM223 254V255H222ZM227 254V255H226ZM235 254L236 255H241V257L242 258H239L238 256H235ZM118 255H119V258H118ZM127 255V256H126ZM153 255V256H152ZM169 257H168V256ZM177 255H179L178 257H177ZM184 257H183V256ZM199 255L201 256V258H199ZM209 255H212V256H210L209 257ZM229 255V256H228ZM122 256V258L120 259V257ZM131 256H133V259L132 260H130V261H128L129 259H131ZM141 256H143V257H141ZM149 256V257H148ZM151 256V257H150ZM161 256H162V258L164 259V261H163V259H161ZM165 256V257H164ZM182 257V259H184L185 260V263L180 259L181 257ZM214 256H215V259H214ZM225 256H227V257H225ZM232 256V257H231ZM233 256H235V257H233ZM256 256V257H255ZM98 257V256H97ZM115 257L116 258H118V259H115ZM127 257H130V258H127ZM138 257H139V259H140V261L143 259V260H145V262L144 261H142L143 263H137L139 260H138ZM141 257V258H140ZM171 257V258H170ZM177 257V258H176ZM191 257V258H190ZM194 257L195 258H197L196 260L194 259ZM204 257H206V259L204 258ZM229 257V258H228ZM113 258H114V261H113ZM153 258H156V261L155 260H152ZM170 258V259H169ZM186 258H188L187 259V261H186ZM193 258V259H192ZM222 259V261L221 262H218V261H220V259ZM228 258V259H227ZM232 258V259H231ZM238 258V259H237ZM250 260H249V259ZM112 259V260H111ZM176 259V260H175ZM194 261V262H192L191 263V261L192 260ZM200 259H202V260H200ZM237 259V260H236ZM242 259V260H241ZM245 259H247V260H245ZM111 260V261H110ZM152 260V261H151ZM158 260V261H157ZM161 260V261H160ZM174 260V261H173ZM178 260V261H177ZM206 262H205V261ZM214 260H216V261H214ZM218 260V261H217ZM230 262V263H228V261ZM238 260H239V262H238ZM78 260H76V262H77ZM121 261H123V263H121ZM171 263H170V262ZM173 261V262H172ZM223 261H225L224 263H223ZM250 261V263L249 262H247V263H245V264H256V262H254V261H252L251 262ZM147 262V263H146ZM151 262V263H150ZM164 262V263H163ZM196 262V263H195ZM254 262V263H253ZM154 263V264H155Z\"/></svg>",
	"mask_w": 264,
	"mask_h": 264
}]
</instances>
